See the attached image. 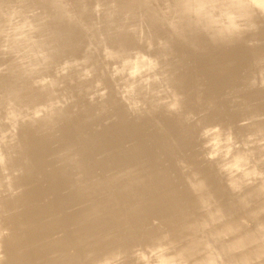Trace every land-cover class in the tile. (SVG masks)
Masks as SVG:
<instances>
[{"label": "bare ground", "instance_id": "obj_1", "mask_svg": "<svg viewBox=\"0 0 264 264\" xmlns=\"http://www.w3.org/2000/svg\"><path fill=\"white\" fill-rule=\"evenodd\" d=\"M26 1L28 2V0H0V37H3L2 35H7L8 37H7V40H5L4 39V37H3V39H4V42L3 43H0V48H4V49H7V52L8 53H10V54H12V53H17V51H18V47H20V46H25V48L26 49H28V52H27V55H26V57H24V58H21L18 62H13L14 64H12L13 66L12 67H9V69H7L8 67H6V68H4L5 70H7V72L5 71V73H7V74H4V75H6L5 76V81L4 82H2V83H0V257H1V261L2 260H4V259H2V258H4L3 256H7L8 257V255H9V258H6L5 259V262H11V264H30L29 263V260H28V255H26V253H28L29 251H30V249H28L27 250V248H26V251H28V252H25L24 250V252H23V254L22 255H20V252H19V250L21 249V247H19V240H20V238H21V235L23 236L24 235V233H25V231H23L22 232V229H23V226H24V228H26V230L28 229V231L27 232H30V229L31 228H29L28 226H26V225H29V223L31 222H28V220L27 219H25V218H31V217H33V216H28V217H26V215H25V217H24V213L20 210V208H22L23 206H22V204L24 205V204H26V203H24V200L23 201H20V199L19 200H17V199H14V196L13 195H15V194H17L18 195V193H19V196H20V192H22V191H26V190H29V189H31V188H29V189H26V186H25V182H26V180H27V178L29 177V175H31V173H33L36 169H38L37 168V165L40 163H38V155H40V153L38 154V155H36V156H38L37 157V160L36 159H34L33 157L31 158L30 157V153H29V151H32L31 150V148H30V150H29V143H30V141H29V139H28V135L30 134V133H28V131L31 129V128H37V129H39L40 131H42L41 133H42V135H43V139L45 140V142H48L49 141V143H50V149L52 150V152H54V150H56L57 149V153H58V151L60 150H62V152H63V149H65V148H67L66 146H70L71 145V148L73 147V148H75L74 149V153H76L77 152V154H75V155H80L81 153H82V156L80 155V157L79 156H74V155H72L73 154V152H71L72 154H68V155H72L73 156V158H72V156H70L72 159H77V164L78 163H81V157H83V152H84V150H85V148H87L86 150H85V152L86 151H88V153L87 154H89V152L91 151L92 152V150H91V148H94L95 146H97L98 144H99V139H98V135H87V134H82L81 132H82V130L83 129H87L86 127L88 126V125H86L88 122H86L85 123V121L84 120H81V118H80V120H78V119H76V118H74L73 117V115H74V113H75V109L79 106L78 104H80L79 102H75V101H72L71 99V96L72 95H76L75 97H77V94H78V88H80L79 87V84H73L74 86H70L71 88V90H73V89H77V93L75 94V91H74V93L73 92H71V91H67L66 89H65V91H62V90H60V85L63 83V79L67 76V72H68V70H66V68H68V67H71L72 69H74L75 68V70H76V67H77V69L79 70V68H78V66H82L83 67V64L85 63L86 64V66H84L83 67V69L81 70V73H80V71H79V77L78 78H81V81H86V80H88V79H90L92 82V85L93 86H91L92 88H95V89H97L96 91L94 90V92H99L101 89H102V86L104 85V84H106L107 85V83H113L115 86L113 87V89H115L116 90V92L118 93V95H120V99L122 100V102H127V106H128V108H129V111H128V113L127 114H125V116H123L125 119L124 120H127V119H130V118H132V116H131V113H134V112H138V113H142V114H144V113H148V112H152L154 109H156V108H159V110L161 109H165V113H168V117L170 116V117H172V119L173 120H176V119H180L181 117H177V118H175L174 119V117L173 116H175V115H177V116H181V112L183 113L184 112V116L183 117H187L189 114V105H187L188 104V99L189 98H187L186 96H185V101L187 102V104H186V102H184L186 105H187V108H184V107H186V106H183V109L181 108V111L180 110H178V106H177V104H176V108H174V106H172L173 104V101H175V100H184V98H183V92L182 91H180V85L182 86H184V84H183V82L185 83V81H184V78H185V80L188 78H186V76H183L182 74H179L178 73V71H179V69L180 70H186L187 71V73H189L188 74V76L189 75H191V76H195V75H198V74H196V72H194L195 71V69L194 68H192V69H194V71L192 70V69H190L189 68V66H187V65H192L193 66V64H190V63H188L187 65H185V62H186V60H185V62L182 64V63H180V62H178V60L182 57H180V56H178L177 54L179 53V51L177 52L176 51V49H175V45H176V43L178 42V43H181V44H184L185 46H187V48H189V50L190 49H193V48H195V47H198V46H200L201 44H203L204 46L205 45H207L208 43H207V41H209V42H216V43H214V44H216V45H226L227 46V44L228 43H232V42H235V44L236 43H240V44H238V45H235L232 49H231V51L232 52H235L236 54H234L233 55V53H232V57H231V55L229 56V54L227 53V52H220V54H218V52H217V54L218 55H216L215 57H214V54L211 56V57H213L214 58V60L215 61H223V60H227L228 61V64H229V66H231L232 65V67H230V68H223L222 66L223 65H225V64H227V63H225V64H220V65H218V66H215L214 65V62L211 64V65H214L215 66V68L213 67V66H211V67H213V68H211V69H214V70H209L208 68H209V66H208V70H206V72L208 73L207 75H211L209 78H208V80H211L210 78H213V79H217L218 81H216V80H214V82L216 81V82H219V81H222V82H220V84L222 85V86H225V87H231V89L232 90H234V88L235 87H239L240 85L239 84H241V86L243 85V88H244V86L245 85H247L246 84V82H250L252 79H253V76H252V79H250V81H249V78L245 75V79H246V77L248 78V79H246V82L244 83V78H243V76H244V71L246 72V74L247 73H249V77L251 78V75L250 74H255V72L257 73L258 72V70L256 69L255 70V72L252 70L253 68H247V66L249 65V64H251V63H249L248 62V54L246 53V52H248V51H246L245 50V47L246 46H244L243 44H241V43H244V39H243V37L242 36H240V37H238V39H232V40H230V38L228 37L227 38V36H229L230 34L229 33H231V32H229L228 34H226L227 36L226 37H224V39L223 38H221V37H223L222 35H218V36H216V33L218 32V28H216V30H217V32H216V30H215V32H214V27H213V32L211 31V30H209L210 31V33L212 32V33H214L215 34V37L213 38L212 36H210V34H209V32L207 31V28L206 29H204L203 28V26L202 25H199V23L195 20V15H198V14H200V13H198V12H200L201 11V13H202V10L201 9H204L205 8V6H207L208 4H209V2H206L205 0H166V1H168V3H165L166 1L165 0H160V4L159 5H157V3H156V1H158V0H103V1H99V0H97V2L95 3V5H94V7L92 6V5H90L92 8H88L89 7V3L91 4L92 3V1H90L89 3H83L84 2V0H78L79 1V4H78V7L80 8V11L77 13L76 11H74V9L72 8V7H70V9L72 10V12L73 13H75L77 16H78V14L79 13H81V14H84L83 12H96V14H95V16L97 15V11L99 12L100 10L102 11V9H103V11H104V14H105V16H106V18L108 19L107 21H109V22H107V21H105L106 22V24L105 25H99V26H97V23H98V21L96 22V19H98V18H91V19H95V22H96V25H94L93 24V30L92 31H87V30H89V28L86 30V31H83V29H80L81 27H83L82 26V24H81V19L80 18H77V20L75 21L74 20V22H71V21H66V19L65 20H63V24L61 23V29L60 28H58L57 27V25L55 24V15L58 13V11L60 10V7H61V1H59V0H57V4L56 3H54V6H52V7H50V9H48V10H45V11H41V13L39 14V12L36 10L37 8H36V6L38 7V8H40L41 6H40V3H39V1L37 0V3L35 2V4L33 5V4H30L31 2H29V6H31V5H33L32 7H26V6H28V5H26ZM31 1H33V0H31ZM63 1V0H62ZM65 1V0H64ZM64 1H63V3H64ZM87 0H85V2H86ZM219 1H225L226 3H227V5L230 7V8H232V9H235L236 11H237V13H240V12H243L244 10L242 9V11L240 10L241 8H245V10H248L249 11V13H251V14H253V21L252 22H254L255 23V25L257 24L258 26H260L261 27V23H264V16H263V14H264V0H219ZM50 1H46V3H49ZM56 2V1H55ZM75 2V1H74ZM195 2H197L198 4H196V6H197V8H198V12H197V10H196V13H198V14H194V13H191V12H189V10L191 9V8H193L194 6L192 5V3H195ZM165 3V4H164ZM157 5V6H156ZM72 6V5H71ZM76 6V5H75ZM195 6V7H196ZM57 8H58V10H57ZM178 8L181 10V9H183L184 10V12H182V13H180L179 11H177L178 10ZM240 8V9H239ZM196 9V8H195ZM199 9H200V11H199ZM77 10V9H76ZM40 11V10H39ZM182 11V10H181ZM261 11V12H260ZM208 12H209V14H210V12H211V10L210 9H208V10H206V11H204V13H202L201 15H204V16H206V15H208ZM260 12V13H259ZM263 12V14H262V16H261V13ZM93 13V14H94ZM103 13V12H102ZM102 13H100V14H102ZM246 12H244V14H245ZM248 13V12H247ZM90 14V13H89ZM104 14H102L103 16H104ZM241 14V13H240ZM243 14V13H242ZM250 14V15H251ZM85 15V14H84ZM99 15V14H98ZM250 15H248V16H250ZM35 16V17H34ZM62 16H64V12L63 11H61V12H59L58 14H57V17H62ZM90 16H91V14H90ZM208 16H210V15H208ZM241 16V15H240ZM44 17H47V21H46V23H43V24H36L35 22L36 21H39L40 19H43ZM82 17V16H81ZM86 17V16H85ZM93 17V16H92ZM97 17V16H96ZM211 17H212V14H211ZM244 17H245V15H244ZM243 17V18H244ZM87 18V17H86ZM246 18H248V17H246ZM251 18H252V16H251ZM250 17H249V19H251ZM64 19V18H63ZM83 19V18H82ZM85 19V18H84ZM84 19H83V21H84ZM88 19H90V18H88ZM104 19V18H103ZM244 20H245V18H244ZM248 20V19H247ZM247 20H246V22H247ZM252 20V19H251ZM91 21V20H90ZM93 21V20H92ZM250 21V20H249ZM101 22L102 21H100V24H101ZM251 22V23H252ZM88 23V22H87ZM90 24H92V23H90ZM99 24V23H98ZM104 24V23H103ZM205 24V23H204ZM203 24V25H204ZM249 24V23H248ZM250 25V24H249ZM252 25V24H251ZM256 25V26H257ZM88 26H90V25H88ZM217 26V25H216ZM230 26H231V24H230ZM229 26V28L231 29V27ZM254 26V25H253ZM264 26V25H263ZM249 27V26H248ZM259 27V28H260ZM211 28V27H210ZM234 28V27H233ZM250 28V27H249ZM49 29V30H48ZM80 29V30H79ZM90 29H92V28H90ZM254 29V28H253ZM263 30H264V27L262 28ZM45 30H48L49 31V34L48 35H52L55 39H60V38H62L63 37V35H64V37H66L67 35H72V34H74V37H71L72 39H70L68 42H69V44L66 46V47H68L67 49H69V47L72 45V46H74V47H76L75 45H81V47H82V44H85L86 42H83V40L82 39H84V38H81L82 36L83 37H87L86 39L87 40H85V41H88L86 44H87V46L85 47V46H83L86 50H84L85 52H84V55H83V57L82 58H84V60H80L79 59V61H75V60H72V59H70V60H67V61H64V62H58V59H59V57H63V58H65V55L63 56L62 54H64L65 53V51H66V47H60L59 45H57L56 47H55V49H53V50H50V51H45L44 49H42V47H41V42L44 40V36H42L41 34H42V32H44ZM229 29H227L226 31H228ZM256 29H254L253 31H255ZM257 30H259V29H257ZM219 31H220V29H219ZM226 31H225V33H226ZM232 31V30H231ZM39 32H41V34L39 33ZM61 32H63V34L61 33ZM249 31H247L246 33L247 34H249L248 33ZM258 32V31H257ZM263 33H264V31H262ZM36 33H38V34H40L41 36H39V37H37V35H36V37L37 38H35V36H34V34H36ZM165 33V35L163 36V34ZM208 33V34H207ZM219 33V32H218ZM82 35V36H78V35ZM232 34V33H231ZM238 34V33H237ZM239 35V34H238ZM244 35V34H243ZM78 36V37H77ZM245 36H246V34H245ZM211 39H210V38ZM231 37V36H230ZM226 38V39H225ZM232 38V37H231ZM233 38H234V36H233ZM0 40H1V38H0ZM246 40V42H248L247 40H248V37L245 39ZM250 40V39H249ZM252 40H253V42H254V38H252ZM257 40V39H256ZM258 42H259V40H257ZM256 41V42H257ZM261 41V40H260ZM71 42V43H70ZM222 42H224V43H222ZM256 42H254V43H256ZM117 44V45H116ZM112 45H116V46H118V49H121V48H124V50L126 51L124 54H126V53H132L131 55H130V57H132V60H133V62H135V60L133 59V56H136V58H137V54L135 55H133V53H134V50L136 51V52H138L139 51V54L141 55L142 53H143V55H144V57H142L144 60L146 59V57H149V56H145V55H151V53H153L154 54V52H158V55L157 56H155V58L153 57V58H150V62H149V64L151 63V61H152V59H155L154 61L155 62H153V64L150 66V68L148 69V65L147 64H145V65H147V69L148 70H146V71H144L143 73H142V75L139 77V79H137V80H135V78H133V80H135V82L132 80V82H130L129 80H127V78L125 79V80H123V76H124V74H123V76L121 75L122 73L120 72V70H118V69H121V71H122V69H125V68H118V67H116V64L119 62V59H118V61H117V58H115V62L113 61V59H112V61L113 62H111L110 60V58L111 57H117V56H119V55H117L116 56V54L114 55V50L116 51V48L114 49L113 47H112V49H114L113 51H112V49H110L111 48V46ZM247 45V44H246ZM71 46V47H72ZM77 46V47H78ZM209 46V48H210V46H212V45H208ZM76 47V48H77ZM115 47V46H114ZM143 48V50H144V48H147L148 49V53H145L144 51H142L140 48ZM215 47V46H214ZM232 47V46H231ZM76 48H75V50H76ZM80 47H78V49H79ZM180 48H182V47H180ZM186 48V49H187ZM213 48V47H212ZM228 48V47H227ZM117 49V50H118ZM230 49V48H229ZM248 49V48H247ZM2 50V49H1ZM0 50V51H1ZM100 50H102L101 51V54H99V55H101V56H99V57H101V59H100V61L99 62H97L98 64H99V66H101L105 61L107 62L109 59V61L111 62V63H113L114 64V66H112L115 70H117L118 72H120L121 74H119V75H121V78H122V80L118 77V78H114V80H112L113 79V75L112 76H110V82L109 81H107L108 79H106V81H107V83L105 82V80H103V78L102 77H105V74H104V70H102V72H100V67H99V69L98 68H95V64H96V57H97V54H98V52L100 53ZM133 51V52H127V51ZM146 50V49H145ZM156 50V51H155ZM185 50V49H184ZM214 50V49H213ZM264 50V49H263ZM4 50H2L1 52H3ZM68 51V50H67ZM80 52L82 51V50H79ZM118 51H120V50H118ZM122 51H123V49H122ZM147 51V50H146ZM150 51H151V53H150ZM188 51V50H187ZM211 51H212V49H211ZM227 51V50H226ZM5 52V51H4ZM73 51H71V54L72 55H74V53H72ZM135 52V53H136ZM142 52V53H141ZM182 52V51H181ZM180 52V53H181ZM196 52V51H195ZM261 52V51H260ZM83 53V52H82ZM119 53H121V51L119 52ZM123 53V52H122ZM183 53V52H182ZM194 53V52H193ZM206 53V52H205ZM257 53V52H256ZM262 53V52H261ZM5 54V53H4ZM3 54V55H4ZM78 54H79V52H78ZM156 54V53H155ZM192 54V53H191ZM196 54V53H195ZM194 54V55H195ZM200 54H203V53H200ZM211 54V53H210ZM9 54H7L6 53V55L5 56H8ZM68 55H69V53H68ZM121 55V54H120ZM123 55V54H122ZM121 55V56H122ZM128 55V56H129ZM260 55V54H259ZM75 56V55H74ZM77 57H78V55H76ZM121 56L119 57V58H121ZM124 56V55H123ZM122 56V57H123ZM142 56V55H141ZM197 56V55H196ZM199 56V55H198ZM252 56H253V54H252ZM264 56V55H263ZM0 57H1V55H0ZM9 57H11V56H9ZM8 57V58H9ZM61 57V58H62ZM68 57V56H67ZM81 57V54L79 55V58ZM125 57V56H124ZM123 57V58H124ZM127 57V56H126ZM128 58L127 57V59H131V58ZM138 57H139V55H138ZM151 57V56H150ZM248 57V58H247ZM260 57V56H259ZM2 58V57H1ZM4 58V57H3ZM12 58H14V56L12 57ZM73 58V57H72ZM81 58V59H82ZM135 58V57H134ZM191 58H193L192 56H191ZM199 57H197V59H198ZM212 58V59H213ZM264 58V57H263ZM10 59V58H9ZM67 59V58H66ZM74 59V58H73ZM126 58H125V60H127ZM139 59V58H138ZM142 59V61H144ZM182 59V58H181ZM184 59H186L185 58V55H184ZM184 59H182V60H184ZM200 59V58H199ZM212 59H211V61H212ZM251 59V58H250ZM6 60V59H5ZM64 59H61V61H63ZM95 60V61H94ZM123 60V59H122ZM205 60H206V58H205ZM210 60V59H209ZM8 61V63H9V60H7ZM59 61H60V59H59ZM98 61V60H97ZM129 62H130V60H128ZM137 61V60H136ZM141 60H140V62L138 63L137 62V65L139 64V65H141L140 63H145V61L144 62H142ZM146 61H147V59H146ZM169 61V64H170V66H173L172 67V69L170 70V71H168L167 72V70H166V68H164V66L165 65H167L168 63H166V62H168ZM188 61V60H187ZM193 61V60H192ZM196 61V60H195ZM256 61V60H255ZM6 62V61H5ZM45 64V66H44V68L42 69V66H43V63ZM105 62V63H106ZM125 63L127 62V61H124ZM209 62V61H208ZM208 62H205L204 63V61H202V59H200L199 61H198V63L196 64V66H197V68L199 67L200 69H201V71H204V69L202 70V67L203 66H205V68L207 67L206 66V63H208ZM262 62V61H261ZM264 62V61H263ZM7 62H6V64H8ZM104 63V65L106 66V64ZM108 63V65H109V62H107ZM120 63H121V65H123L122 63L123 62H121V60H120ZM124 63V64H125ZM130 63H132V62H130ZM146 63H148V62H146ZM187 63V62H186ZM193 63H195V62H193ZM211 63V62H210ZM3 64V63H2ZM97 64V65H98ZM112 64V65H113ZM119 64V63H118ZM118 64H117V66H118ZM142 64V65H143ZM228 64H227V66H228ZM247 64V65H246ZM120 65V64H119ZM135 65H136V63H135ZM136 65V66H137ZM208 65V64H207ZM217 65V64H216ZM246 65V66H245ZM2 67H3V65H1ZM7 66V65H6ZM9 66H11V65H9ZM104 66V67H105ZM126 66V65H125ZM127 66H128V63H127ZM126 66V69L128 68ZM130 66H132L131 64L129 65V68H131ZM133 66H134V64H133ZM168 66V65H167ZM166 66V67H167ZM196 66H194V67H196ZM81 67V68H82ZM97 67V66H96ZM108 67H110V65L108 66ZM111 67V68H112ZM123 67H124V65H123ZM143 67H144V65H143ZM142 67V68H143ZM224 67H226V66H224ZM1 68V67H0ZM112 68V69H113ZM135 68H137V67H134V69ZM140 68H141V66H140ZM139 68V69H140ZM146 68V67H145ZM160 68L162 69V71L160 70ZM183 68V69H182ZM198 68V69H199ZM51 69H52V71H51ZM53 69H54V71H53ZM111 69V70H112ZM113 69V70H114ZM138 69V70H139ZM259 69V68H258ZM1 70H2V68H1ZM1 70H0V72H1ZM133 70V69H132ZM142 70V69H141ZM143 70H145L144 68H143ZM260 70V69H259ZM4 71V70H3ZM108 71V70H107ZM109 71H110V69H109ZM124 71V70H123ZM125 71H127V70H125ZM124 71V72H125ZM130 71V70H129ZM134 71V70H133ZM197 71H200V70H197ZM260 71H262V70H260ZM75 73H78V71L76 70V71H74ZM123 72V73H124ZM139 72V73H138ZM136 74H140V71H138ZM165 72H167V74L165 75L164 73ZM180 73H181V71H179ZM111 73V72H110ZM134 73V72H133ZM132 73V74H133ZM203 72H200V74H202ZM259 73V72H258ZM257 73V76L259 75L260 76V74H262V73H264V72H260V74H258ZM74 74V73H73ZM103 74H104V76H103ZM108 74V73H107ZM113 74H115V73H113ZM116 74H117V72H116ZM117 74V75H118ZM135 74V73H134ZM134 74L133 75H131V72H129V75L131 76V79H132V76H134ZM135 74V75H136ZM185 74V73H184ZM199 74V75H200ZM204 74V73H203ZM202 74V75H203ZM253 74V75H254ZM68 75H69V73H68ZM71 75V74H70ZM75 75V74H74ZM77 75V74H76ZM109 75H111V74H109ZM129 75H128V77H129ZM201 75V76H202ZM206 75V73L204 74V76ZM263 75V74H262ZM261 75V77L263 78V76ZM108 76V75H107ZM116 76V75H115ZM114 76V77H115ZM181 76H183V77H181ZM190 76V77H191ZM256 76V75H255ZM255 76H254V79H255ZM23 77H26V79H28V80H33L32 82H31V84L30 83H28L27 81L26 82H23L22 84H21V89L22 90H20L19 92H12V87L15 85V84H17L18 83V81L19 80H21ZM68 77V76H67ZM75 77H77V76H75ZM83 77H86L87 79L86 80H84V78ZM136 77V76H135ZM261 77L260 78H256V79H260V82H262V80H261ZM1 78H3V77H1ZM205 78V77H204ZM218 78H220V80L218 79ZM66 79V78H65ZM191 79H193V77H191ZM190 79V80H191ZM212 79V80H213ZM241 79V80H240ZM253 79V80H254ZM256 79H255V81H256ZM66 80H68V79H66ZM65 80V81H66ZM76 80H78V79H76ZM207 80V81H208ZM248 80V81H247ZM252 80V81H253ZM79 81V80H78ZM78 81H77V83H78ZM81 81H79V82H81ZM187 81V80H186ZM195 81V80H194ZM203 81V80H202ZM206 81V82H207ZM254 81V82H255ZM259 81V80H258ZM257 81V82H258ZM74 82V81H73ZM76 82V81H75ZM190 82V81H189ZM188 82V83H189ZM210 82V81H209ZM209 82H207V83H209ZM214 82H211L212 84L214 83ZM195 83H196V81H195ZM211 83H210V85H211ZM251 83V82H250ZM67 84V83H66ZM69 84V83H68ZM81 84L82 83H80V86H81ZM215 84V83H214ZM219 84V83H218ZM245 84V85H244ZM252 84V83H251ZM250 84V85H251ZM262 84V83H261ZM263 84H264V81H263ZM63 85H65V84H63ZM76 85H78L77 87H76ZM106 85H104V86H106ZM185 85H188V84H185ZM190 85V84H189ZM194 85V84H193ZM207 85V84H206ZM221 85H219V87L221 86ZM249 85V84H248ZM199 86V85H198ZM209 86V85H208ZM212 86V85H211ZM210 86V87H211ZM256 86V85H255ZM63 87V86H62ZM106 87H108V86H106ZM195 87V86H194ZM200 87V86H199ZM213 87V89H212V91H213V94H214V92H216V91H218L219 92V89L218 90H216V87H218V85L216 86V85H213L212 86ZM218 87V88H219ZM65 88H66V86H65ZM86 88V87H85ZM89 88H90V85H89ZM183 88V87H182ZM185 88V87H184ZM193 88V87H192ZM192 88L190 89V87L188 88V89H190V90H192ZM221 89H222V87H220ZM224 88V87H223ZM75 89V90H76ZM81 89L82 88H80V92H81ZM106 89H108V88H106ZM198 89V88H197ZM236 89V88H235ZM244 89H246V88H244ZM108 90H110V89H108ZM162 90V91H161ZM182 90V89H181ZM196 90V89H195ZM210 90V89H209ZM226 90V89H225ZM229 90V89H228ZM231 90V91H232ZM238 90V89H237ZM241 90H243V89H241ZM247 90V89H246ZM102 91V90H101ZM185 91H187V89L185 90ZM230 91V90H229ZM244 91V90H243ZM112 92V91H111ZM162 92V93H161ZM189 92V91H188ZM194 92V91H193ZM228 92V91H227ZM233 92V91H232ZM239 92V91H238ZM256 92H258V91H256ZM256 92H254L255 94L253 95V96H257V97H259L258 96V93H256ZM85 93V92H84ZM88 93V92H87ZM93 93V92H92ZM91 93V94H92ZM109 93H110V91H109ZM161 93V94H160ZM187 93V92H186ZM189 93H191V92H189ZM221 93V92H220ZM225 93V92H224ZM252 93V92H251ZM260 93V92H259ZM94 94V93H93ZM112 94H114V95H116V93L115 92H112ZM111 94V95H112ZM164 94V95H163ZM185 94V93H184ZM188 94V93H187ZM226 94H228L229 95V93H226ZM250 94V93H249ZM95 95V94H94ZM195 95V94H194ZM200 95H201V93H200ZM218 95V94H217ZM220 95V94H219ZM222 95V94H221ZM220 95V96H221ZM231 95V94H230ZM234 95V94H233ZM252 95V94H251ZM251 95L249 96V98H251ZM261 95V94H260ZM42 96H44L43 97V100H42ZM80 96H82V94L80 95ZM80 96L78 97V98H80ZM91 96V95H90ZM108 96V95H107ZM190 96H191V94H190ZM214 96V99H215V95H213ZM240 96V95H239ZM247 96V95H246ZM246 96H243L245 99L247 98ZM263 96V95H262ZM74 97V98H75ZM87 97V96H86ZM106 97V96H105ZM108 97H110V95L108 96ZM116 96H114L113 97V95H112V97H110V98H115ZM208 97V96H207ZM232 97V96H231ZM242 97V96H241ZM240 97V98H241ZM24 98H30V99H33L34 101H36V103L35 104H31V105H28L26 108H24L22 105H23V103L21 102V100L22 99H24ZM89 98V97H88ZM100 98V97H99ZM103 98V97H102ZM119 98V97H118ZM224 99L226 98V97H223ZM236 98V97H235ZM243 98V99H244ZM261 98V97H260ZM259 98V99H260ZM98 99V98H97ZM120 99H118V101L120 100ZM127 99V100H126ZM191 99V98H190ZM209 99H210V95H209ZM219 99H221V98H219ZM218 99V100H219ZM223 99V100H224ZM233 99V98H232ZM261 99H264V98H261ZM42 100V101H41ZM87 100V99H86ZM112 100V99H111ZM116 100V99H115ZM192 100H194L193 98H192ZM236 100H238L237 98L233 101V102H235ZM239 100H241V99H239ZM238 100V101H239ZM81 101H82V99H81ZM88 101V100H87ZM95 101V100H94ZM106 101H107V103H109V101L106 99ZM182 101H181V103H182ZM225 101V100H224ZM226 101H227V99H226ZM246 101V100H245ZM104 102V101H103ZM102 102V103H103ZM114 102V101H113ZM116 102V101H115ZM114 102V103H115ZM121 102V101H120ZM192 102V101H191ZM230 102H232V100L230 101ZM232 102V103H233ZM248 103L250 102V100L249 101H247ZM255 102V101H254ZM112 103V102H111ZM113 103V104H114ZM117 103V102H116ZM177 103V102H176ZM179 103V102H178ZM219 103V102H218ZM227 104H229L228 102H226ZM225 103V104H226ZM243 103V102H242ZM261 103V102H260ZM263 103V102H262ZM81 104H83V101H82V103ZM81 104H80V106H81ZM100 104V103H99ZM118 104V103H117ZM124 103H121V105H123ZM180 104V103H179ZM183 104V103H182ZM181 104V105H182ZM184 104V105H185ZM192 104V103H191ZM197 104V103H196ZM231 104V103H230ZM235 104V103H234ZM237 104V103H236ZM239 104V103H238ZM237 104V106H239ZM250 104H251V102H250ZM87 105V104H86ZM85 105V106H86ZM110 105V104H109ZM108 105V106H109ZM114 105H116V104H114ZM120 105V104H119ZM120 105V106H121ZM175 105V104H174ZM193 106L195 105L194 103L192 104ZM191 105V106H192ZM222 105H223V103H222ZM233 105V104H232ZM232 105H231V107L230 106H228L229 108H230V110L232 109H234L233 107L235 106H233L232 107ZM241 105V104H240ZM257 105V104H256ZM256 105H254V106H256ZM97 106H99V105H97ZM97 106H94V107H96L97 108ZM111 106V105H110ZM110 106H109V108H110ZM117 106V105H116ZM224 106H226V105H224ZM242 106V105H241ZM244 106V105H243ZM248 107H249V105H247ZM254 106H252V109H253V107ZM23 108V110L24 111H22V108ZM89 107L91 108V104L89 105ZM113 107V106H112ZM115 107V106H114ZM114 107L113 108H111L112 110L114 109ZM162 107V108H161ZM178 107V108H177ZM180 107H182V106H180ZM240 107V106H239ZM247 107V108H248ZM257 107H258V105H257ZM257 107H255L254 109H258ZM260 107V106H259ZM86 108V107H85ZM100 108H101V106H100ZM103 108V107H102ZM115 108H117V107H115ZM201 108V107H200ZM208 108V107H207ZM221 108V107H220ZM225 108V107H224ZM235 108H237V107H235ZM246 108V107H245ZM247 108H246V110H247ZM79 109H81V107H79ZM89 109V108H88ZM108 109V108H107ZM197 109V108H196ZM216 109V108H215ZM214 109V110H215ZM238 109V108H237ZM236 109V110H237ZM240 109H242V107L240 108ZM261 109H263V111H264V108L262 107ZM78 110V109H77ZM90 110V109H89ZM92 111H93V109H91ZM91 110H90V112H91ZM96 109H94V111H95ZM109 110V109H108ZM107 110V111H108ZM111 110V111H112ZM116 110V109H115ZM115 110H114V112H115ZM198 110V109H197ZM217 110V109H216ZM220 110V109H219ZM225 110H226V108H225ZM235 110V111H236ZM242 110H245L244 108L242 109ZM249 110V109H248ZM258 110H260V109H258ZM257 110V111H258ZM22 111V112H21ZM81 110H79V112H80ZM100 111V110H99ZM99 111H97V113L99 112ZM110 111V114L112 113ZM164 111V110H163ZM190 111H191V109H190ZM212 111V110H211ZM223 111V110H222ZM227 111H228V113L230 112V113H232L231 111H229V109L227 108ZM234 111V112H235ZM252 111V110H251ZM263 111L262 112H260V114L261 113H263ZM83 112V111H82ZM80 113V115H82L83 113ZM150 112V113H151ZM159 112V111H158ZM158 112H157V114H158ZM193 112V111H192ZM224 113H221V115L223 116L225 113L226 114H228L227 112H225V111H223ZM238 112V111H237ZM240 112V111H239ZM238 112V113H239ZM248 112V111H247ZM250 112V111H249ZM248 112V113H249ZM253 112V111H252ZM107 113V112H106ZM106 113H104L105 114V116L108 114H106ZM116 113V112H115ZM118 113V112H117ZM156 113V112H155ZM160 113V112H159ZM164 113V114H165ZM207 113V112H206ZM215 113H216V111H215ZM236 113V112H235ZM235 113H232L233 114V117L231 116V118L229 117V122H230V119H231V121H233V118H236V116H237V114H235ZM243 114V112H240L239 114ZM248 113H246V114H248ZM251 113V112H250ZM99 114V113H98ZM104 114H101V115H103V117H105L104 116ZM141 114V115H142ZM160 114H162V111H161V113ZM163 114V115H164ZM193 114V113H192ZM191 114V115H192ZM217 115H215V117L216 118H219L220 119V117H222L221 115H219L218 113H216ZM231 114V115H232ZM252 114H254V112L252 113ZM95 115V114H94ZM113 116H112V118L114 117V115L115 114H112ZM137 115V117H136V119L138 118V115L139 114H135V116ZM162 115V116H163ZM234 115H236L235 117H234ZM74 116H76V113H75V115ZM79 116V115H78ZM92 116V115H91ZM116 116V115H115ZM122 116V115H121ZM145 116V115H144ZM194 116V115H193ZM228 116H229V114H228ZM241 115H239V117H240ZM243 116V115H242ZM246 115H244L243 117H245ZM249 116H252V115H249ZM248 116V117H249ZM258 116V115H257ZM262 116V115H261ZM77 117V116H76ZM86 117V116H85ZM94 117H96L97 118V116L95 115ZM93 117V118H94ZM110 117V116H109ZM117 117H120V115L119 116H117ZM122 117V118H123ZM134 117V116H133ZM148 117V116H147ZM160 117V119H161V116H159ZM167 117V118H168ZM185 117V118H186ZM188 117H190V115L188 116ZM192 117V116H191ZM247 117V116H246ZM84 118V117H83ZM98 118H99V116H98ZM142 118V117H141ZM164 118V117H163ZM185 118H182V122L184 121L185 123L183 124L184 126L187 124V121L188 120H186ZM227 118V117H226ZM241 119H243L242 117H240ZM252 118V117H251ZM256 118V114H255V117H254V119ZM86 119V118H85ZM99 119H101V118H99ZM118 119H120V118H118ZM143 119V118H142ZM145 119V118H144ZM149 119H150V117H149ZM171 119V118H170ZM171 119V120H172ZM188 119V118H187ZM189 119H191V118H189ZM196 119V118H195ZM250 119V118H249ZM253 119V118H252ZM251 119V120H252ZM253 119V120H254ZM131 120V119H130ZM147 120V119H146ZM153 120H154V118H153ZM157 120V119H156ZM162 120V119H161ZM166 121H167V123L168 124H173V122L172 123H170V122H168V120L167 119H165ZM193 120V119H192ZM204 120H207V118L206 119H204ZM203 120V121H204ZM209 120V122H212V121H210V119H208ZM212 120V119H211ZM215 120V119H214ZM214 120H213V122H214ZM218 119H216L215 121H217ZM248 120V119H247ZM251 120H248V121H251ZM258 119H256V121H257ZM260 120L261 121H264L263 119H261L260 118ZM92 121H93V119H92ZM103 121H104V119H103ZM106 121V120H105ZM119 121V120H118ZM121 121V120H120ZM134 121V120H133ZM132 121V122H133ZM137 121H138V119H137ZM141 121H143V120H141ZM140 121V119H139V122H141ZM151 121V120H150ZM149 121V122H150ZM158 121V120H157ZM180 121H181V119H180ZM190 121V120H189ZM194 121V120H193ZM202 121V122H203ZM219 121H221L222 123H223V121H222V119L221 120H219ZM226 121V120H225ZM235 121H236V119H235ZM239 121V120H238ZM241 121H244V120H241ZM246 121V120H245ZM248 121H246V122H248ZM259 121V120H258ZM90 122V121H89ZM95 122V121H94ZM102 122V121H101ZM112 123V121H108V123ZM122 122H124V121H122ZM138 122V123H139ZM144 122H146V121H144ZM143 122V123H144ZM154 122V121H153ZM160 122V121H159ZM200 122V121H199ZM206 122V121H205ZM208 122V123H209ZM253 121H251V123H249L248 122V124H250V126H248V127H250L249 128V130L251 129V124H254L253 125V127L254 126H256L257 124H260V123H252ZM96 123V122H95ZM98 123H99V120H98ZM110 123V124H111ZM114 123H117V122H114ZM125 123H126V121H125ZM134 123H136V122H134ZM158 123V122H157ZM163 122H160V124H162ZM164 123H166V122H164ZM179 123V122H178ZM190 123H191V121H190ZM190 123H188L186 126L187 127H190V126H192V128H194V124L195 123H192L190 126H189V124ZM197 123V122H196ZM207 123V122H206ZM205 123V124H206ZM216 122H214V125H217L218 126V128H219V125L220 124H218V123H216ZM234 123V122H233ZM237 123V122H236ZM243 123V122H242ZM263 123V122H262ZM68 124H73L74 126H75V128L76 129H74V128H72V129H74V131H77L78 129L80 130V133H75L74 132V134L75 135H77V136H80V138L79 137H77V139L75 138L74 140H70L69 142H63L62 141V138L60 137V136H62V135H65L66 136V134H69L70 133V128H68ZM101 124V123H100ZM121 125H122V123H120ZM199 124H201V123H199ZM198 124V125H199ZM205 124H203L202 126H204ZM235 124V123H234ZM248 124H246V125H248ZM264 124V123H263ZM72 125V126H73ZM103 125H106V124H103ZM117 125V124H116ZM126 125H128V124H126ZM145 125H146V123H145ZM149 125H150V123H149ZM152 125V124H151ZM155 125V124H154ZM181 125V124H180ZM179 125V126H180ZM197 124H196V128H197V126H198ZM209 125V124H208ZM210 125H213V123H211ZM209 125V126H210ZM224 125H226V124H223V125H221V127L220 128H222V126H224ZM228 125V124H227ZM226 125V126H227ZM230 125V124H229ZM240 125H241V123H240ZM91 126V125H90ZM102 126V125H101ZM107 126V125H106ZM133 126V125H132ZM138 126V125H137ZM148 126V125H147ZM159 126V125H158ZM166 126V125H165ZM177 126V125H176ZM176 126H174V128L176 127ZM209 126H207V128L206 129H208L209 128ZM216 126V127H217ZM242 126H243V124H242ZM261 126H263V125H261ZM89 127V126H88ZM94 127V126H93ZM92 127V128H93ZM97 127V126H96ZM103 127H105V126H103ZM114 127H115V124H114ZM125 127V126H124ZM123 126H122V128H124ZM141 127H142V125H141ZM144 127V126H143ZM152 127H154L153 125H152ZM168 127V126H167ZM170 127V126H169ZM236 127H237V124H236ZM241 127V126H240ZM244 128L246 127V129H247V126H243ZM257 127V126H256ZM260 127V126H259ZM83 128V129H82ZM120 128V127H119ZM138 128V127H137ZM145 128V127H144ZM149 129H151V127L149 126L148 127ZM148 128H145V131H146V129H148ZM155 128V127H154ZM173 127H172V130L174 129ZM182 128V127H181ZM184 128H186V127H184ZM199 128V127H198ZM200 128H201V125H200ZM203 128H205V126L203 127ZM203 128H201V129H203ZM219 128V129H220ZM224 128H225V126H224ZM231 128H232V126H231ZM261 128V127H260ZM36 129V130H37ZM98 129V128H97ZM121 129V128H120ZM135 129V128H134ZM168 129V128H167ZM186 129H189V128H186ZM186 129H184V130H186ZM191 129V128H190ZM205 129V130H206ZM216 129V128H215ZM219 129L217 130L218 132H219ZM223 129V128H222ZM221 129V130H222ZM246 129H245V131H246ZM253 129H255V128H253ZM259 129V128H258ZM257 128L255 129V130H258ZM109 130V129H108ZM125 130H126V128H125ZM155 130V129H154ZM196 130L197 129H195V132H196ZM199 130V129H198ZM210 130H211V127H210ZM210 130H207V131H210ZM225 130V129H224ZM227 130H228V128H227ZM248 130V129H247ZM34 131V130H33ZM87 131H89V130H87ZM117 131V130H116ZM116 131H114L113 133H112V135L114 134V133H117ZM127 131V130H126ZM131 130H129V132H130ZM143 131V130H142ZM141 131V132H142ZM151 131H153V128H152V130ZM162 131H166V130H164V128L162 129ZM192 131H194L193 129H192ZM201 131V130H200ZM207 131H206V134H207ZM212 133L211 134H213L214 132H213V127H212ZM216 131V132H217ZM229 131V130H228ZM234 131V130H233ZM236 131V130H235ZM234 131V132H235ZM243 131V130H242ZM244 131V132H245ZM251 132H252V130H250ZM264 127H263V130H262V135H264ZM39 132V131H38ZM100 132V131H99ZM104 133H105V131H103ZM102 132V133H103ZM108 132V131H107ZM107 132H106V134H107ZM123 132V131H122ZM125 132V131H124ZM128 131H127V133H129ZM146 132H148V131H146ZM150 132V131H149ZM187 132H189V130L187 131ZM187 132H184L185 134L187 133ZM198 132V131H197ZM196 132V133H197ZM203 132H204V129H203ZM221 132V131H220ZM227 132V131H226ZM230 132V131H229ZM229 132L227 133V134H229ZM239 132V131H238ZM237 132V134H239V133H241V131L238 133ZM254 132V131H253ZM259 132V131H258ZM27 133H28V135H27ZM90 133V132H89ZM98 133V132H97ZM104 133L102 134V135H104ZM120 133V132H119ZM133 134H134V132H132ZM135 133H137V131L135 132ZM140 133V132H139ZM143 133V132H142ZM141 133V134H142ZM155 133V132H154ZM171 133H172V131H171ZM179 133V132H178ZM190 134H192V132H189ZM222 133V132H221ZM220 133V134H221ZM233 133V132H232ZM243 133V132H242ZM250 133V132H249ZM260 133V132H259ZM259 133H257V134H259ZM33 134V133H32ZM31 134V135H32ZM38 134V133H37ZM73 134V133H72ZM91 134H92V132H91ZM147 134V133H146ZM149 134V133H148ZM152 134V133H151ZM151 134H149V135H151ZM158 134V133H157ZM176 134V133H175ZM175 134H173V135H175ZM184 134V136L183 137H185V138H187V136ZM188 134V133H187ZM190 134H188V136L190 135ZM202 134H204V133H202ZM216 136L219 134H216V133H214ZM219 134V135H220ZM244 134V133H243ZM34 135V134H33ZM101 134H99V136H100ZM101 135V136H102ZM118 134H116V136H117ZM121 135V134H120ZM132 135V134H131ZM143 135H144V133H143ZM155 135V134H154ZM180 135H181V133H180ZM218 135V137H220ZM224 136H225V134H223ZM239 135H241V134H239ZM252 134L250 133L249 134V136H251ZM256 135V134H255ZM70 135H68V137H69ZM115 136V137H116ZM181 136V137H182ZM191 136V135H190ZM207 136V135H206ZM224 136H221V138L222 137H224ZM228 136V135H227ZM227 136H225V137H227ZM238 136V135H237ZM242 136V135H241ZM254 136V135H253ZM257 136V135H256ZM34 138V136H31V138ZM36 137H37V135H36ZM36 137L34 138V139H36ZM40 137V136H39ZM38 137V138H39ZM63 137V136H62ZM71 137H72V135H71ZM102 137H104V136H102ZM101 137V138H102ZM106 137H108V135L106 136ZM136 137V134H134V138ZM137 137H138V135H137ZM142 137H144V136H142L141 135V138ZM152 137V136H151ZM155 137V136H154ZM164 137V136H163ZM168 137V136H167ZM192 137V136H191ZM196 137V136H195ZM211 137H212V135H211ZM210 137V138H211ZM243 138H246L245 137V135L244 136H242ZM241 137V138H242ZM252 137V136H251ZM255 137V136H254ZM254 137L253 138H251V139H254ZM257 137H259V136H257ZM261 137V136H260ZM263 137L264 136H262V140H263ZM37 138V139H38ZM64 138V137H63ZM100 138V139H101ZM110 138V137H109ZM147 138V137H146ZM159 138V137H158ZM161 138H162V136H161ZM166 138V137H165ZM169 138V137H168ZM179 138H180V136H179ZM178 138V139H179ZM209 138V137H208ZM209 138V139H210ZM240 138V137H239ZM248 138V137H247ZM256 138V137H255ZM41 139V138H40ZM73 139V138H72ZM79 139V140H78ZM103 139V138H102ZM101 139V140H102ZM114 139V138H113ZM120 139V138H119ZM138 139H139V137H138ZM143 139V138H142ZM153 139V138H152ZM155 139H157V137H155ZM160 139V138H159ZM184 139V138H183ZM194 139V138H193ZM208 139V140H209ZM212 139V138H211ZM214 139H215V137H214ZM224 139V138H223ZM235 138L233 137V136H228L225 140H224V144L226 145H224L225 147H228V149L229 150H231L230 152L227 150V148H225V151L227 150V152H229L228 154H229V158L228 159H226L227 158V156H225V157H223L224 158V161H223V159H221V158H218V157H220V155H222L223 154V151H224V149L223 150H219L220 152H217V151H215L216 149H212L213 150V152L212 151H207V152H205V153H202V154H204L206 157L207 156H211V157H213V158H217V159H219V165L218 166H215V168L216 167H218L219 168V170H217V171H219V172H217L216 173V177H219V178H217L218 180H220V181H222L223 182V185L222 186H220L221 184H219V182L220 181H217L216 182V180H215V178L213 177V178H209L210 180L211 179H213L212 181H214L215 180V183H218L219 184V186H220V188L219 189H217L216 190V188H214L215 190H211V189H213L212 187H211V189H209L210 188V184H209V182H210V180H209V182H208V185H209V188H208V190H210V191H208V190H206V191H208V193L209 194H206L207 192H205V194L206 195H209V196H204L205 194H198L195 190H193L194 189V187H195V185L197 184H195L194 186H193V188H192V192L190 191V189L188 188V191H190L191 193H193V194H195L196 196V198L194 197V206L196 207H194L193 206V208H195V209H200V210H202L203 212H205V216H206V214L207 215H211V216H214V220H216V219H218V220H220V221H222L223 222V227L221 228V229H219L220 231L222 230V233H223V231H229L230 233H234V234H232V235H235L236 234V232H237V234H238V236H237V238H238V240H237V238H235L234 240H236V241H238L237 242V244L236 245H234V247H233V245H232V248L233 249H235L236 248V252H237V245H238V243L239 242H242L243 243V246H244V244L246 245V244H248V245H250L251 246V253L249 252V250H246V249H243L242 251L244 252V250H246V252L245 253H247V251H248V253L247 254H242V251H238V252H241V254L242 255H240L239 253H238V255H237V253L235 252V253H232V251L231 250H233V249H231L230 247H231V245L229 246V248H230V250L229 251H227L226 252V254L228 253V252H230V254L232 253V254H234V259H236V260H234V262L232 261L233 260V258H232V256L233 255H231V258H228L227 256L225 257L226 258V260H223L224 262L226 261V263L229 261V259H231L230 260V262H233V263H235V261H236V263L237 262H241V263H245V264H247V263H250V262H254L255 260L257 261H259V262H257V264H264V148H263V146L261 147V145H260V149H252V150H245V151H243L244 149H246V148H244L242 151H240V149H236L238 152H236V151H233V149L237 146L238 147V141H236L237 139H235ZM250 139V138H249ZM250 139V140H251ZM257 139V138H256ZM256 139H254L255 141H256ZM104 140H105V138H104ZM111 141H112V143L114 142V140H112V139H110ZM116 140V139H115ZM117 140H118V136H117ZM121 140V139H120ZM119 140V141H120ZM128 140H131V139H128ZM161 140V139H160ZM163 140V139H162ZM176 140V139H175ZM184 140H187V139H184ZM202 140H203V138H202ZM207 140V139H206ZM241 139H239V141H240ZM258 140H259V138H258ZM261 140V142L263 143L264 142V140L262 141ZM119 141H116L117 143L119 142ZM135 141V140H134ZM134 141H132V142H134ZM146 141V140H145ZM152 141H154V140H152ZM158 141V140H157ZM171 141V140H170ZM173 141V140H172ZM171 141V142H172ZM177 141V140H176ZM180 141H182L181 139H180ZM201 141V140H200ZM217 140H215V142H216ZM243 141V140H242ZM245 141V140H244ZM247 141V140H246ZM252 141V140H251ZM250 141V142H251ZM255 141H252V142H255ZM260 141V140H259ZM258 141V142H259ZM102 142V144H103V141H101ZM100 142V143H101ZM122 142H124V140L122 141ZM121 142V143H122ZM136 142V141H135ZM139 142H141L140 140H139ZM144 142V141H143ZM159 142V141H158ZM157 142V143H158ZM164 142V141H163ZM179 142V141H178ZM187 142V141H186ZM185 142V143H186ZM191 142H193V141H191ZM197 142V141H196ZM202 142V141H201ZM207 142H209V141H207ZM214 142V143H215ZM223 142V141H222ZM261 142H259L260 144H261ZM120 143V142H119ZM148 143V145H149V142H147ZM152 143V142H151ZM150 143V144H151ZM156 143V142H155ZM183 144H184V142H182ZM189 143V142H188ZM203 143H205V142H203ZM211 143H212V141H211ZM216 143H218V142H216ZM220 143L221 142H219L218 144L220 145ZM246 143H248V142H246ZM123 144V143H122ZM170 144V143H169ZM171 144H174V141L171 143ZM176 144H178V143H176ZM180 144H181V142H180ZM194 144V143H193ZM193 144H192V146H193ZM208 144H210V143H207V145ZM217 144V148L219 147V145ZM241 144V143H240ZM243 144H245V143H243ZM249 144H251V143H249ZM253 144V143H252ZM251 144V145H252ZM254 144H256V143H254ZM258 144V143H257ZM35 144H33L32 146H34ZM74 145V146H73ZM104 145H106V143H104ZM103 145V146H104ZM116 146L117 144H112V146ZM143 145H144V143H143ZM161 145V144H160ZM159 145V146H160ZM182 145V144H181ZM185 145V144H184ZM188 147H190V144H186ZM186 145H185V153L187 152L186 151ZM195 145V144H194ZM203 145V144H202ZM213 145V144H212ZM215 145V144H214ZM246 145V144H245ZM244 145V146H245ZM263 145V144H262ZM37 146V145H36ZM61 146H62V148L63 147H65V148H63V149H61ZM81 146H83V148H84V150L83 149H81L82 147ZM103 146H101V147H99V149H103L104 147ZM106 146H108V145H106ZM106 146H105V148L104 149H106ZM118 146V145H117ZM120 146V145H119ZM128 146H129V144H128ZM137 146V145H136ZM139 146V145H138ZM137 146V147H138ZM145 146V145H144ZM143 146V147H144ZM150 146V145H149ZM166 145H164V147H165ZM170 146V145H169ZM173 146V145H172ZM171 146V147H172ZM175 146L176 145H174V149H176L175 148ZM178 146V145H177ZM183 146V145H182ZM197 146V145H196ZM205 147V151L208 149L207 147H209V145L208 146H206V144L204 145ZM210 146H211V144H210ZM222 145H220V147H221ZM224 146H222V147H224ZM254 146H256V145H254ZM38 147H42L41 145L40 146H38ZM57 147V148H56ZM60 147V148H59ZM76 147H78V148H76ZM81 147V148H80ZM98 147H96V149L98 148ZM103 147V148H102ZM110 147H111V145H110ZM124 147H125V143H124ZM123 147V148H124ZM161 147V146H160ZM184 147V146H183ZM183 147H177L178 149H180V148H183ZM194 147V146H193ZM213 147V146H212ZM211 147V148H212ZM221 147V148H222ZM236 147V148H237ZM247 147V146H246ZM248 147H250V145L248 146ZM257 147V146H256ZM9 148L10 149H13V151H8L9 150ZM33 148H35V147H33ZM43 148V150H45V148H44V146L42 147ZM134 148H136V147H134ZM138 148H140V147H138ZM142 148V147H141ZM146 148V147H145ZM148 148V147H147ZM151 148H153V147H151ZM192 148V147H191ZM196 148V147H195ZM198 148V147H197ZM207 148V149H206ZM210 148V147H209ZM211 148L209 149V150H211ZM214 148H216V145H215V147ZM238 148H240V147H238ZM39 149V148H38ZM41 149V148H40ZM39 149V152L40 151H42V150H40ZM68 149V148H67ZM67 149H65L66 151H67ZM70 149V148H69ZM68 149V152L67 153H69V150ZM103 149V150H104ZM117 149V148H116ZM160 149V148H159ZM165 149H167V148H165ZM164 149V150H165ZM173 149V148H172ZM189 149V148H188ZM187 149V150H188ZM199 149V148H198ZM37 150V149H36ZM65 150H64V152H63V154L64 153H66L65 152ZM75 150H76V152H75ZM149 150V149H148ZM155 150V149H154ZM153 150V151H154ZM157 151H158V149H156ZM155 150V151H156ZM161 150V149H160ZM183 150V149H182ZM193 150V149H192ZM191 150V151H192ZM49 151V150H48ZM60 151H59V153H60ZM71 151H73L72 149H71ZM81 153H80V152ZM83 151V152H82ZM97 151H99V150H97ZM102 151V150H101ZM116 151V150H115ZM118 151V150H117ZM126 151H128V150H126ZM130 151H132V150H129L128 151V154H129V152ZM146 151V150H145ZM152 151V152H153ZM154 151V152H155ZM163 151V150H162ZM176 151V150H175ZM190 151V150H189ZM193 151H198L197 149L196 150H193ZM192 151V152H193ZM200 151V150H199ZM222 151V152H221ZM224 151V152H225ZM44 152V151H43ZM47 152V151H46ZM136 151H134V153H135ZM159 152V151H158ZM164 152L165 151H163V154L162 155H164ZM180 152V151H179ZM204 152V151H203ZM227 152H225L226 154H227ZM38 153V152H37ZM45 153V152H44ZM54 153H56V151L54 152ZM94 153H96V151L94 152ZM98 153V152H97ZM103 153V152H102ZM140 153V152H139ZM141 153L143 154L142 155V159H143V157H145V156H147L146 158H148L149 159V161L151 162V161H154L156 158H154V160L153 159H150L149 157H148V155H149V153L150 152H142L141 151ZM156 153V152H155ZM161 153V152H160ZM224 153V154H225ZM46 154V153H45ZM48 154V153H47ZM50 154V153H49ZM87 154L85 155L84 154V157L85 156H87ZM91 154V153H90ZM99 154H100V152H99ZM110 154V153H109ZM116 154H117V152H116ZM128 154H126V155H124V154H122V155H120V158H118V157H116V158H114V159H106V160H101V161H99V162H97L98 163V165L100 166V169H98V171H104V170H106L107 168H110V167H118V166H120L121 164L122 165H124L123 167H125L126 168V172L124 171V169H123V171L125 172V173H131L132 172V170L133 169H137V171L139 170V168L140 167H143L144 165L142 164V166H133V164H135V162L137 161V159L136 158H134V157H139V156H132L131 157V154L130 155H128ZM151 154V153H150ZM153 154V153H152ZM166 154L167 153H165V156H166ZM179 154V153H178ZM182 154V153H181ZM183 154H184V152H183ZM182 154V157L181 158H183V155ZM187 155L189 154V153H186ZM193 154H194V152H193ZM199 154H200V152H199ZM198 154V155H199ZM224 154H223V156H224ZM94 155V154H93ZM103 155H104V153H103ZM112 155V154H111ZM133 155V154H132ZM137 155H139L138 153H137ZM141 155V154H140ZM156 155V154H155ZM158 155V154H157ZM169 155V154H168ZM174 155H176L175 154V152H174ZM180 155V154H179ZM186 155V156H187ZM195 155V154H194ZM231 155V156H230ZM36 156H35V158H36ZM43 156V155H42ZM55 156V155H54ZM56 156H58V155H56ZM61 157L60 158H62V154L60 155ZM64 157H65V155H63ZM97 156V155H96ZM122 156H124V157H122ZM130 156V157H129ZM159 156V155H158ZM171 156V155H170ZM181 156V155H180ZM192 157H194L193 155H191ZM40 157H41V155H40ZM39 157V159L41 160V158ZM43 157H45V155L43 156ZM53 157V156H52ZM67 157H68V159L70 160V162L71 163H73L72 161H71V158H69V156H67L66 155V159H67ZM74 157H76V158H74ZM78 157H79V159H78ZM84 157L82 158V160L84 159ZM89 157V156H88ZM110 157V156H109ZM129 157V158H128ZM151 157H152V155H151ZM154 157V156H153ZM152 157V158H153ZM161 157V158H160ZM160 159L162 160V157L163 156H161L160 155ZM179 157V156H178ZM177 157V158H178ZM189 157V156H188ZM198 157V156H197ZM199 157H200V155H199ZM198 157V158H199ZM202 157V156H201ZM205 157V158H206ZM210 157V158H211ZM55 158V157H54ZM57 158H59V157H56L55 158V160L57 159ZM164 158V157H163ZM171 158H172V156H171ZM171 158H169V159H171ZM176 158V159H177ZM180 158V157H179ZM184 158H186V157H184ZM208 158V157H207ZM207 158H206V160H207ZM53 159V158H52ZM63 159H65V158H62V161L61 162H65V160L63 161ZM67 159V160H68ZM96 159V158H95ZM173 159V158H172ZM171 159V160H172ZM194 159H196L195 157L193 158V161H194ZM201 159H204V158H201ZM44 160V159H43ZM51 160V159H50ZM60 160V159H59ZM87 160V159H86ZM98 160H100V159H98ZM145 160V159H144ZM144 160H142V161H144ZM167 160H168V158H167ZM178 160V159H177ZM186 160V159H185ZM190 160H191V158H190ZM206 160H204V161H206ZM211 160H212V158H211ZM211 160H209V161H211ZM95 161H97V160H95ZM94 161V162H95ZM141 161V162H142ZM146 161H147V159H146ZM156 161V160H155ZM157 161H159V160H157ZM164 161H165V159H164ZM180 161V160H179ZM177 162V164L178 163H180L181 164V162ZM181 161L183 162V159H181ZM188 161H189V159H188ZM193 161H192V163H193ZM213 161V160H212ZM46 162V161H45ZM56 162V161H55ZM89 162V161H88ZM92 162H93V160H92ZM91 162V163H92ZM134 162V163H133ZM150 162H148V165L150 166L151 165V167H153V166H155L154 164H152V163H150ZM160 162V161H159ZM158 162V163H159ZM166 162V161H165ZM171 162H173V161H171ZM186 162V161H185ZM195 162V161H194ZM197 162V161H196ZM200 162V161H199ZM199 162H197V163H199ZM54 163V162H53ZM57 163H58V161H57ZM56 163V164H57ZM66 163V162H65ZM68 164H69V162H67ZM75 163H76V160H75ZM83 163H87V162H84V160H83ZM97 163L96 164H94V165H97ZM157 163V162H156ZM158 163H157V165H158ZM163 163V162H162ZM187 163V162H186ZM186 163H184V164H186ZM188 163H191V161H189ZM203 163H205V162H203ZM211 163V162H210ZM213 163V162H212ZM42 165H43V162L41 163ZM48 164V163H47ZM52 164V163H51ZM50 164V165H51ZM55 164V163H54ZM55 164V165H56ZM77 164L75 165V168H76V166H77ZM82 164V163H81ZM85 164H82L83 166H85V167H83V169H85L86 167H87V169L88 168H90V167H88V166H92L93 164H90V165H88V163H87V165H85ZM132 164V166H130ZM136 164H138V163H136ZM135 164V165H136ZM172 164V163H171ZM176 163H174L173 165H175ZM184 164H183V166H184ZM214 164V163H213ZM212 164V165H213ZM45 165V164H44ZM44 165H43V167H44ZM58 165V164H57ZM65 167H67L66 169L67 170H69L71 167H69V165L67 166V165H65V164H63ZM79 166H80V164H78ZM81 165V166H82ZM121 165V166H122ZM167 165V164H166ZM169 165V164H168ZM193 165V164H192ZM191 165V166H192ZM200 165V164H199ZM202 165V164H201ZM200 165V166H201ZM214 165H216V163L214 164ZM39 166H40V164H39ZM60 166H62V165H60ZM71 166V165H70ZM81 166H80V168H81ZM160 166V165H159ZM188 165H186V167H187ZM208 166V165H207ZM46 167V166H45ZM44 167V171L46 170V168ZM51 167V166H50ZM55 167V166H54ZM58 167H59V165H58ZM68 167H69V169H68ZM73 167V166H72ZM145 167V166H144ZM164 167V166H163ZM163 167H161V168H163ZM168 167V166H167ZM179 167H180V165H179ZM181 167H182V164H181ZM189 167V166H188ZM199 167V166H198ZM203 167V166H202ZM209 167V166H208ZM210 167H212L211 165H210ZM48 168H49V166H48ZM52 168H53V166H52ZM57 168V167H56ZM59 168H61V167H59ZM73 169V168H71L72 170H74V173H75V170L76 169H78L77 171L78 172H80L79 171V168H78V166H77V168L76 169ZM99 168V167H98ZM121 168V167H120ZM119 168V169H120ZM184 168V167H183ZM183 168H181V169H183ZM200 168V167H199ZM214 167H212V168H210V169H213ZM50 169V168H49ZM63 169V168H62ZM82 168H81V170H83ZM87 169H85L84 171H86ZM92 169H94V166H93V168H91V170ZM96 169H97V167H96ZM117 169V168H116ZM180 169V170H181ZM196 169V168H195ZM206 169H208V168H206ZM210 169H208V170H210ZM42 167H39V171L42 173ZM57 170V169H56ZM59 170H61V169H59ZM58 170V171H59ZM89 170V169H88ZM95 170V169H94ZM118 170V169H117ZM173 170V169H172ZM183 170H186V169H183ZM201 170H202V168H201ZM214 170V169H213ZM37 171V170H36ZM35 171V172H36ZM50 171V170H49ZM49 171L47 170V172L49 173ZM54 171V170H53ZM62 171V170H61ZM70 171V170H69ZM69 171H67V173H69ZM83 171V172H84ZM119 171V170H118ZM136 171V170H135ZM153 173H152V175H151V173H150V177H151V180L149 179V177H146L147 178V182H143V180H144V178H143V180L141 179V181L140 180H137V182L139 181V183H142L143 182V184H139L140 185V187L142 188V189H144V188H151L152 190H154V189H157V188H162L163 187V184L168 180L169 182L168 183H170L171 182V180H169V179H167V178H170V177H165V175L164 174H161L160 172H159V170L157 171V169L155 170V169H152L151 170ZM167 171V170H166ZM203 171V170H202ZM205 171V170H204ZM216 171V170H215ZM34 172V173H35ZM40 172H38V173H40ZM47 172H45V173H47ZM83 172H81V174L83 173ZM96 172V171H95ZM124 172H121L122 174H124ZM150 172V171H149ZM163 172V171H162ZM176 172H178V171H176ZM197 172V171H196ZM206 172V171H205ZM86 174L88 173L89 174V172L88 171H86L85 172ZM91 173V172H90ZM94 173V171L90 174V176L93 178V176H92V174ZM101 173V172H100ZM116 173V172H115ZM118 173H120V172H118ZM121 173H120V175H121ZM137 173H141L140 171L139 172H137ZM163 173H165V172H163ZM198 173V172H197ZM214 173V172H213ZM64 174L66 175V172H64ZM73 175V171H72V173H69V175L68 176H70V175ZM80 174V173H79ZM84 174V173H83ZM82 174V175H83ZM85 174V177L86 176H88V177H86V178H84V179H88L89 180V175H86ZM97 174V173H96ZM104 174V173H103ZM108 174V173H107ZM112 174V173H111ZM132 174V173H131ZM135 174V173H134ZM146 174H147V172H146ZM166 174V173H165ZM196 174V173H195ZM46 175V177H48L47 176V174H45ZM49 175V174H48ZM50 175H52V174H50ZM66 175V176H67ZM76 175H77V177L79 178V176H78V174L76 173ZM95 175V174H94ZM101 175V174H100ZM99 175V176H100ZM105 175V174H104ZM110 175V174H109ZM115 175H117V174H115ZM133 175V174H132ZM137 175V174H136ZM139 175V174H138ZM148 176H149V173L147 174ZM169 175V174H168ZM171 175H173V174H171ZM178 175V174H177ZM190 175V177H191V175H193V174H189ZM188 175V176H189ZM196 175H198V174H196ZM196 175H195V177H196ZM43 176V175H42ZM53 176V175H52ZM58 176V178L60 177L59 175H56V177ZM61 176H63V175H61ZM74 176V175H73ZM96 177H98L97 175H95ZM174 176V175H173ZM215 176V175H214ZM39 177V176H38ZM45 177V176H44ZM43 177V178H44ZM49 177H51V176H49ZM71 177V176H70ZM104 177V176H103ZM110 177V176H109ZM109 177H107V176H105L104 178L105 179H107V178H109ZM113 178H114V175L112 176ZM112 177H110L111 179H112V182L111 183H113V178ZM118 177V179H115V180H119V176H115V178H117ZM128 177V176H127ZM134 177H136V176H134ZM140 177V176H139ZM187 177V176H186ZM194 177V175L191 177V178H193ZM209 177V176H208ZM55 178V177H54ZM62 178V177H61ZM77 178V179H78ZM80 178H81V176H80ZM126 178V177H125ZM163 178H165V179H163ZM178 178V177H177ZM191 178H189L190 180H191ZM197 178H198V176H197ZM197 178H196V181H197ZM204 178V177H203ZM36 179V178H35ZM46 179V178H45ZM67 179V178H66ZM70 179V178H69ZM72 179V178H71ZM71 179H70V181H71ZM74 179V178H73ZM76 179V178H75ZM74 179V180H75ZM83 179V178H82ZM83 179V181H86V180H84ZM91 179V178H90ZM94 179H96L97 181L99 180L98 178H93V179H91V180H89L91 183H92V181H93V184L95 183V182H97V181H94ZM101 180H102V178H100ZM121 179V178H120ZM124 178H122V180H123ZM136 179V178H135ZM187 179V178H186ZM189 179H188V182H190V185H191V182L193 183V181L191 180V181H189ZM33 181H34V178L32 179ZM54 180V179H53ZM60 180V179H59ZM64 180H65V177H64ZM63 180V181H64ZM74 180H72V182L74 181ZM87 180V182L89 183V181ZM100 180V181H101ZM108 180V179H107ZM129 180V179H128ZM177 180V179H176ZM200 180V179H199ZM199 180H198V183H199V185H200V182H199ZM31 181V180H30ZM40 181H42V180H36V181H34V183L35 182H37L38 184H39V182ZM57 181V180H56ZM55 181V182H56ZM62 181V182H63ZM78 181H81V180H78ZM77 181V182H78ZM103 181H104V179H103ZM106 181V180H105ZM104 181V182H105ZM127 181V180H126ZM135 181V180H134ZM172 181H173V179H172ZM195 181V182H196ZM202 182L201 183H203V180H201ZM207 181H208V179H207ZM206 181V182H207ZM224 181H225V183H224ZM47 182V181H46ZM50 182V181H49ZM77 182H73V184H76ZM87 182H85V184L83 183V185H85V187L84 186H82V187H80L83 191H86V192H81V194H86V196H87V194H89V195H91V192H93V191H91L90 193H87L88 192V190H87V186L86 185H91L90 183L88 184ZM104 182H99L98 181V184H100V183H104ZM121 182V181H120ZM177 182V181H176ZM182 182V181H181ZM186 182H187V180H186ZM187 182V183H188ZM194 182V183H195ZM222 182H220V183H222ZM27 183H29L28 181H27ZM53 183V182H52ZM66 183H67V180H66ZM81 183V182H80ZM78 184V186H80V185H82V183L81 184ZM87 183V184H86ZM105 183H107V182H105ZM110 183V185H113V184H111ZM117 183H119V181L117 182ZM132 182H130L129 183V186L128 185H126L125 184V187H123V188H125L126 189V193H125V189H124V193L125 194H130V196H131V194L132 193H136L137 191L138 192H140L141 191V188L139 189V190H137L138 188H137V185H138V183H137V185H135V186H131L130 184H131ZM178 183V182H177ZM210 183H212V182H210ZM30 184H32V183H30ZM37 184V185H38ZM42 184L44 185L45 183L42 181ZM48 184V183H47ZM50 184V183H49ZM55 184V183H54ZM61 184V183H60ZM70 185H71V183H69ZM68 184V185H69ZM102 184H101V186H102ZM108 184V186H109V182L107 183ZM122 184V183H121ZM134 184V183H133ZM136 184V183H135ZM174 184V183H173ZM172 184V185H173ZM182 184V183H181ZM189 184V183H188ZM187 184V185H188ZM204 184H205V182H204ZM212 184H214V183H212ZM35 184H33V187L34 188H32V189H35V186H34ZM40 185V184H39ZM43 185H42V187H43ZM70 185H69V187H70ZM115 185H116V183H115ZM168 185H171V184H168ZM207 185V186H208ZM45 186H46V184H45ZM52 186H54V185H52ZM63 186V185H62ZM75 186V185H74ZM73 186V187H74ZM100 186V185H99ZM99 186H98V189L100 190V191H102V189H100L99 188ZM100 186V187H101ZM103 186H105V185H103ZM102 186V187H103ZM123 186V185H122ZM165 187H168L167 185H164ZM174 186V185H173ZM176 186V185H175ZM186 185H184V187H185ZM202 186V185H201ZM204 186V185H203ZM211 186H213V185H211ZM214 186H216L215 184H214ZM29 187H32V186H30L29 185ZM91 186H89V188H90ZM93 187H97V186H93ZM139 187V186H138ZM179 187V186H178ZM183 187V186H182ZM188 187V186H187ZM192 187V186H191ZM196 187H198V186H196ZM205 187H206V184H205ZM28 188V187H27ZM36 188H37V186H36ZM38 188H39V186H38ZM40 188H41V185H40ZM39 188V189H40ZM45 188V187H44ZM62 188V187H61ZM78 188V187H77ZM88 188V189H89ZM122 188V189H123ZM176 188V187H175ZM200 188H202L203 189V187H200ZM31 189V191L33 192V190ZM53 189H55V188H53ZM74 189H75V187H74ZM81 189H79L78 188V190H81ZM86 189V190H85ZM91 189H92V187H91ZM91 189H89V190H91ZM96 190L93 192L94 193V195H96V191H97V188H95ZM109 189V188H108ZM122 189H121V191H122ZM150 189V190H151ZM166 189V188H165ZM177 189H179V188H177ZM37 191H38V189H36ZM36 190H34V192H33V194L36 192ZM48 190H50V189H47L46 188V192L48 191ZM59 190V189H58ZM77 190V191H78ZM81 190V191H82ZM93 190V189H92ZM105 190V189H104ZM118 190V189H117ZM168 190H170V189H168ZM167 189H166V191H168ZM30 191V190H29ZM42 190L40 189V191L38 192V193H40ZM56 191V190H55ZM64 191V190H63ZM107 191V190H106ZM143 191V190H142ZM141 191V192H142ZM144 191H146V189L144 190ZM143 191V192H144ZM157 191V190H156ZM156 191H155V193H156ZM160 191H161V189H160ZM160 191H158V192H160ZM200 191V193H204V192H201V190H199ZM203 191V190H202ZM28 192V191H27ZM45 192V190H43V193ZM51 193H53V191H50ZM50 192H48L49 193V195H50ZM69 192V191H68ZM67 192V193H68ZM73 192V191H72ZM99 192V191H98ZM104 192V191H103ZM114 192V191H113ZM137 192V193H138ZM148 192V191H147ZM172 192V191H171ZM22 193H24V192H22ZM26 193V192H25ZM36 194L35 195V198H34V200H36V199H38V198H40V197H38L37 195H39V194ZM42 193V192H41ZM66 193V194H67ZM75 193H76V191H75ZM93 193H92V195H93ZM100 193V192H99ZM119 193V192H118ZM145 193V192H144ZM185 193V192H184ZM189 193V192H188ZM191 193H189V194H191ZM28 194V193H27ZM30 194V193H29ZM45 194V193H44ZM43 194V196H44V198H45V196L47 197V195L45 194L44 195ZM56 194H60V193H57V191H56ZM65 194V195H66ZM70 194V193H69ZM117 194V193H116ZM120 194V193H119ZM124 194V195H125ZM140 194V193H139ZM141 194H143V193H141ZM147 194V193H146ZM165 194V193H164ZM16 195V196H17ZM23 195V194H22ZM21 195V196H22ZM24 195H26V194H24ZM41 195V194H40ZM39 195V196H40ZM52 195V194H51ZM71 195V194H70ZM73 195V194H72ZM79 195V194H78ZM113 195V194H112ZM123 195V194H122ZM150 195H152V194H150ZM156 195V194H155ZM186 195H188V194H186ZM16 196H15V198H16ZM18 196V198H20ZM29 196V195H28ZM27 196V197H28ZM36 196L38 197V198H36ZM42 196V197H43ZM61 196V195H60ZM86 196H84V197H81V198H86L87 199V197ZM120 196H121V194H120ZM127 196H129V195H127ZM134 195L132 194V196L131 197H133ZM143 196H146V195H143ZM154 196V195H153ZM159 196V195H158ZM181 196V195H180ZM23 197V196H22ZM26 197V198H27ZM41 197V198H42ZM53 197V196H52ZM56 197V196H55ZM62 197V196H61ZM64 197H66V196H64ZM107 197V196H106ZM117 197H119V196H117ZM124 196H122V198H123ZM136 196H134V199H136L135 198ZM137 197H139V196H137ZM179 197V196H178ZM186 197V196H185ZM25 198V199H26ZM29 198L30 199H33L32 197H28V200H29ZM44 198H42L43 200H44ZM74 198H75V196H74ZM100 198V197H99ZM98 198V199H99ZM112 198V197H111ZM115 197H113L112 199H111V201H113V199H114ZM126 198V197H125ZM130 198V197H129ZM128 198V199H129ZM142 198V197H141ZM147 198H149V197H147ZM158 198V197H157ZM23 199V198H22ZM42 199H40L39 201H42ZM45 199H47V198H45ZM48 199H50V198H48ZM52 199V198H51ZM57 199V198H56ZM60 199V198H59ZM76 199V198H75ZM78 199V198H77ZM98 199H95V200H98ZM101 199V198H100ZM185 199V198H184ZM183 199V200H184ZM210 199H212V200H214V201H216L215 203H214V201L213 202H211L212 204L211 205H209V206H207V208H205L206 206V203H207V201L209 202V200ZM61 200H62V202H63V199L61 198ZM61 200H60V202H61ZM67 200V199H66ZM88 200H90L89 198H88ZM118 200V199H117ZM132 200V199H131ZM138 200H139V198H138ZM148 200V199H147ZM173 200V199H172ZM31 200H29L28 201V203L30 202ZM33 201V200H32ZM36 201H38V200H36ZM50 201V200H49ZM58 201V200H57ZM81 201V200H80ZM80 201H78V202H80ZM82 201H84V200H82ZM109 202V204L111 203V206H112V202ZM115 201V200H114ZM119 201V200H118ZM118 201H116V202H118ZM127 201V200H126ZM129 201V200H128ZM164 201V200H163ZM169 201V200H168ZM180 201V200H179ZM178 201V202H179ZM191 201H193V200H191ZM47 202H48V200H47ZM77 202V201H76ZM76 202H74V203H76ZM87 202V201H86ZM92 202V201H91ZM94 202V201H93ZM116 202H114V203H116ZM144 203L146 202L145 201V199H144V201H143ZM160 202V201H159ZM31 203H33V202H31ZM31 203H30V205H29V207H31ZM53 203H55V202H53ZM72 203V202H71ZM99 203V202H98ZM103 204H104V202H102ZM120 203V202H119ZM126 203V202H125ZM154 203V202H153ZM69 204V203H68ZM92 204H95V205H97V202H95V203H92ZM107 204V203H106ZM117 204V203H116ZM116 204L114 205V206H116ZM124 204V203H123ZM122 204V205H123ZM161 204V203H160ZM180 204V203H179ZM210 204V203H209ZM225 204V205H224ZM43 205H44V203H43ZM52 205V204H51ZM60 205V204H59ZM99 205V204H98ZM121 205V206H122ZM136 205V204H135ZM148 205V204H147ZM162 206H163V204H161ZM181 205V204H180ZM22 206V207H21ZM27 207H28V205H26ZM26 206H25V208H26ZM55 206V205H54ZM53 206V207H54ZM64 206V205H63ZM62 206V207H63ZM73 206V205H72ZM75 206V205H74ZM73 206V207H74ZM83 206V205H82ZM82 206H80V207H82ZM85 206V205H84ZM92 206V205H91ZM99 206H101V203H100V205ZM99 206H95V208L96 207H99ZM107 206V205H106ZM113 206V207H114ZM134 206V205H133ZM141 206V205H140ZM156 206V205H155ZM172 206V205H171ZM177 206V205H176ZM184 206V205H183ZM187 206V205H186ZM28 207V208H29ZM42 207H44V206H42ZM48 207V206H47ZM46 207V208H47ZM61 207V206H60ZM65 207V206H64ZM68 207V206H67ZM72 207V208H73ZM94 207V206H93ZM92 207V208H93ZM105 207V206H104ZM144 207V206H143ZM175 207V206H174ZM182 207V206H181ZM180 207V208H181ZM192 207V206H191ZM24 208V207H23ZM57 208V207H56ZM66 208V207H65ZM102 208H103V206H102ZM101 208V209H102ZM128 208V207H127ZM176 208V207H175ZM179 208V209H180ZM27 209V208H26ZM40 210H41V208H39ZM50 209H52V207L50 208ZM54 209V208H53ZM71 209V208H70ZM74 209V208H73ZM82 209V208H81ZM106 209H108V208H106ZM105 209V210H106ZM112 209V208H111ZM144 209V208H143ZM156 209V208H155ZM154 209V210H155ZM164 209V208H163ZM172 209V208H171ZM188 209V208H187ZM38 210V209H37ZM44 210V209H43ZM67 211H68V209H66ZM76 211H77V208L75 209ZM90 210V209H89ZM128 210V209H127ZM126 210V211H127ZM130 210V209H129ZM128 210V211H129ZM141 210V209H140ZM175 210V209H174ZM178 210V209H177ZM181 210V209H180ZM56 211V210H55ZM61 211V210H60ZM64 211V210H63ZM71 211V210H70ZM76 211H74V213L76 212ZM79 211V210H78ZM78 211H77V214H78ZM80 211H82V210H80ZM97 211H98V209L96 210V213H97ZM99 211H100V209H99ZM104 211V210H103ZM116 211H117V209H116ZM132 211V210H131ZM131 211H129V212H131ZM143 211V210H142ZM149 211V210H148ZM157 211V210H156ZM179 211V210H178ZM188 211V210H187ZM189 211L191 212L192 210L191 209H189ZM47 212V211H46ZM50 212V211H49ZM48 212V213H49ZM58 212V211H57ZM94 212V211H93ZM109 212V211H108ZM123 213H124V211H122ZM128 212V213H129ZM134 212V214H135V211H133ZM137 212V211H136ZM139 212H141V211H139ZM161 212V211H160ZM159 212V213H160ZM164 212V211H163ZM170 212V211H169ZM172 212V211H171ZM189 212V213H190ZM200 212V211H199ZM20 213H23L22 215L23 216H21L20 215ZM35 213H37L36 211H35ZM41 213V212H40ZM43 213V212H42ZM54 213V212H53ZM81 213V212H80ZM80 213H79V215H80ZM95 213V212H94ZM100 213V212H99ZM105 213H107V212H105ZM112 213V212H111ZM122 213V214H123ZM127 213V212H126ZM168 213V212H167ZM175 213V212H174ZM195 213V212H194ZM38 214V213H37ZM55 214V213H54ZM57 214V213H56ZM65 214H66V212H65ZM65 214L63 215V216H65ZM69 214V213H68ZM115 214V213H114ZM121 214V213H120ZM121 214V215H122ZM133 214V213H132ZM133 214V215H134ZM139 214H141V213H139ZM147 214V213H146ZM191 214V213H190ZM29 215H34V212L32 213L31 212V214H30V212H29ZM45 215V214H44ZM51 215V214H50ZM75 215V214H74ZM74 215L73 216H70V217H74ZM78 215V216H79ZM109 215H110V213H109ZM132 215V216H133ZM144 215V214H143ZM159 215V214H158ZM157 215V216H158ZM168 215V214H167ZM177 215H178V213H177ZM198 215V214H197ZM202 215V214H201ZM204 215V214H203ZM47 216H48V214H47ZM87 216V215H86ZM105 216V215H104ZM122 216H124V215H122ZM121 216V217H122ZM127 216H128V214H127ZM129 216H131V215H129ZM135 216H136V214H135ZM140 216V215H139ZM145 216V215H144ZM200 216V215H199ZM37 217H38V215H37ZM42 217V216H41ZM51 217V216H50ZM70 217H68V218H70ZM125 217H126V215H125ZM134 217V216H133ZM136 217H138V216H136ZM177 217V216H176ZM183 217H184V215H183ZM186 218H187V216H185ZM209 217V216H208ZM3 218H6L5 220H7V222L9 223V222H14V223H11V224H14V227H15V225H16V228H12L13 226H11V224L9 225L8 223H5L4 221H3ZM44 218H46V217H44ZM59 218V217H58ZM68 218H65V219H68ZM110 218V217H109ZM127 218V220L129 219L128 217H126ZM160 218V217H159ZM207 218V216L205 217V219ZM213 218V217H212ZM211 218V219H212ZM9 219L10 220H12V221H9ZM27 220V222L25 223V220ZM32 219H34V217L32 218ZM31 219V220H32ZM38 219V218H37ZM43 219V218H42ZM52 219H53V216H52ZM71 219V218H70ZM83 219V218H82ZM113 219H116V218H113ZM136 219V218H135ZM191 219V218H190ZM201 220L202 219H204L203 217H201L200 218ZM208 219V218H207ZM209 219H210V217H209ZM211 219L209 220V221H211ZM30 220V219H29ZM40 220H41V218H40ZM48 220H50V219H48ZM47 220V221H48ZM80 220V219H79ZM126 219H125V221H127ZM131 220V219H130ZM137 220V219H136ZM148 220H150V219H148ZM154 220V219H153ZM155 220H157L156 218H155ZM163 220V219H162ZM171 220V219H170ZM173 220V219H172ZM192 220V219H191ZM200 220V221H201ZM213 220V219H212ZM39 221V220H38ZM71 221V220H70ZM129 221V220H128ZM133 221V220H132ZM135 221V220H134ZM143 221V220H142ZM186 221H187V219H182V223L185 225V223H186ZM199 221V220H198ZM200 221L199 222H197V223H199V224H202V222L200 223ZM249 221H251L252 222V225L251 226H247L246 224H247V222H249ZM6 225V224H8V226H6V228H11V229H9L10 230V234H7V232L6 231H9V230H6V228H5V226H3V225H1V224H3V223ZM40 222V221H39ZM65 222V221H64ZM86 222V221H85ZM108 222H114L115 223V220H110V221H108ZM118 222H120V220L119 221H117L115 224H117ZM124 222V221H123ZM130 222V224L129 225H131V221H129ZM137 222H138V220H137ZM136 222V223H137ZM145 222V221H144ZM165 222V221H164ZM175 222V221H174ZM196 222V221H195ZM213 222H215V221H213ZM43 223V222H42ZM42 223H40V224H42ZM44 223H45V221H44ZM49 223H50V221H49ZM71 223V222H70ZM114 223H112L113 225H114ZM128 223V222H127ZM133 223V222H132ZM152 223V222H151ZM170 223V222H169ZM181 223V222H180ZM205 223H206V221H205ZM211 223H212V221H211ZM216 223L218 224V222L216 221ZM215 223V224H216ZM250 223V222H249ZM248 223V224H249ZM33 224V223H32ZM36 224H37V222H36ZM55 224V223H54ZM69 224V223H68ZM100 224V223H99ZM102 224V223H101ZM105 224V223H104ZM112 224H106L107 226H110L111 225V227H112ZM118 224H121V223H118ZM134 224V223H133ZM132 224V225H133ZM139 224V223H138ZM137 224V226H139ZM144 224V223H143ZM159 224V223H158ZM161 224H163V223H161ZM193 224H194V222H193ZM193 224H188L187 223V225H193ZM199 224H198V226H197V224L195 223L194 224V227L192 228V229H194V233H195V229H197V227H199ZM203 224H204V222H203ZM214 224V223H213ZM214 224V225H215ZM60 225V224H59ZM84 225V224H83ZM105 225V226H106ZM122 225V224H121ZM147 225V224H146ZM153 225V224H152ZM151 225V226H152ZM165 225V224H164ZM205 225V224H204ZM211 225V224H208L207 223V227H209V226ZM219 226H220V223L218 224ZM11 226V227H10ZM68 226V225H67ZM70 226V225H69ZM76 226V225H75ZM80 226V225H79ZM86 226V225H85ZM101 226V225H100ZM100 226L98 225L96 228H98V229H100ZM104 226V225H103ZM103 226H101V227H103ZM106 226V227H107ZM116 226V225H115ZM134 226V228H136L135 227V224L133 225ZM141 226V225H140ZM181 226V225H180ZM201 226V225H200ZM206 226V225H205ZM216 226V225H215ZM221 226H222V224H221ZM31 227V226H30ZM33 227V226H32ZM35 227H36V225H35ZM76 227H78V226H76ZM117 227H118V225H117ZM158 227H161V226H158ZM179 227V226H178ZM187 227H189L190 228V226H187ZM21 228V229H20ZM51 228V227H50ZM83 228H85V227H83ZM96 228H95V226H90V227H88V230L87 231H91L92 229H95L96 230ZM105 228V227H104ZM128 228V227H127ZM127 228H125V229H127ZM152 228V227H151ZM155 228V227H154ZM157 228V227H156ZM166 228V227H165ZM174 228V227H173ZM188 228V229H189ZM190 228V229H191ZM211 230H212V225L209 227ZM215 227L213 226V229H214ZM16 229V230H15ZM21 230V232H17V230ZM33 229V228H32ZM31 229V234H32V231L34 230H32ZM74 229V228H73ZM80 229V228H79ZM97 229V230H98ZM103 229V228H102ZM107 229H108V227H107ZM106 229V230H107ZM115 229V228H114ZM159 229V228H158ZM161 229H163L164 230V227L163 228H161ZM160 229V230H161ZM176 229V228H175ZM187 229V228H186ZM191 229V230H192ZM200 229V228H199ZM201 229H203V227H201ZM200 229V230H201ZM216 229V228H215ZM6 230V231H5ZM14 230V231H13ZM39 230V229H38ZM44 230V229H43ZM60 230V229H59ZM82 230V229H81ZM95 230H94V232H95ZM101 230V229H100ZM105 230V231H106ZM111 230V229H110ZM118 230V229H117ZM124 230V229H123ZM153 230H155V229H153ZM181 230V229H180ZM204 230V229H203ZM218 230V233H220V231ZM11 231H12V233H11ZM16 231V233H18V234H13L14 232ZM35 231V230H34ZM62 231H63V228H62ZM71 231V230H70ZM99 231V230H98ZM98 231H96L95 233H97ZM132 231V230H131ZM138 232H139V230H137ZM147 231V230H146ZM152 231V230H151ZM210 231V230H209ZM38 232H40V231H38ZM50 232V231H49ZM64 232V231H63ZM67 232V231H66ZM77 232V231H76ZM94 232H92L93 234H94ZM118 232H119V230H118ZM117 232V233H118ZM121 232V231H120ZM126 232V231H125ZM136 232V231H135ZM150 232V231H149ZM165 232H166V230H165ZM170 232V231H169ZM177 232H178V230H177ZM181 232V231H180ZM190 232V231H189ZM203 232V231H202ZM202 232L200 233V234H202ZM205 232H207V229H206V231ZM211 232V231H210ZM212 232H213V230H212ZM35 233H37V232H35ZM52 233V232H51ZM167 233V232H166ZM192 233V232H191ZM197 233H198V229H197ZM198 233V234H199ZM209 233V232H208ZM214 233V232H213ZM216 233V232H215ZM227 233V232H226ZM225 233V235H224V233L222 234V235H224V236H226L227 234ZM38 234V233H37ZM37 234H35L36 236H37ZM48 234V233H47ZM46 234V235H47ZM61 234V233H60ZM70 234H72V233H70ZM83 234V233H82ZM88 234V233H87ZM90 234V233H89ZM124 234V233H123ZM130 233H128L127 235H129ZM135 234H137V233H134V239H135ZM142 234V233H141ZM149 234V233H148ZM151 234V233H150ZM179 234V233H178ZM193 234V233H192ZM197 234V235H198ZM207 234V233H206ZM33 237H32V239H34V237H35V235H34V232H33ZM52 235V234H51ZM58 235V234H57ZM63 235V234H62ZM131 235V234H130ZM137 235H139V233L137 234ZM147 235V234H146ZM180 235V234H179ZM184 235V234H183ZM196 235V234H195ZM194 235V236H195ZM203 235H204V232H203ZM202 235V236H203ZM209 236H211V233H209L208 234ZM207 235V236H208ZM67 236H69V235H67ZM93 236V235H92ZM124 236H126V234L124 235ZM123 235H122V233H121V235H113L112 234V238L111 239H114V240H111L110 238H109V241L111 240V241H115V239H119L120 240V237H124ZM133 236V235H132ZM139 236H141V235H139ZM163 236H164V234H163ZM162 236V239L163 238H165L166 236H169V235H166L165 237H163ZM175 236V235H174ZM174 236H173V238H174ZM193 236V235H192ZM206 236V235H205ZM217 236V235H216ZM215 236V237H216ZM218 236H219V234H218ZM217 236V237H218ZM228 236L229 235H227V237L225 238L226 240H227V238H228ZM45 237V236H44ZM52 237V236H51ZM64 237V236H63ZM104 237V236H103ZM111 237V236H110ZM129 237V236H128ZM131 237V236H130ZM141 237H143V236H141ZM147 237V236H146ZM156 237V236H155ZM161 237V236H160ZM180 238H182V236H179ZM186 237V236H185ZM200 237V236H199ZM235 237V236H234ZM38 238H40L41 239V236H39L38 235ZM78 238V237H77ZM86 238V237H85ZM98 238V237H97ZM133 238V237H132ZM132 238H130V241L132 240ZM177 238V237H176ZM184 238V237H183ZM195 238V237H194ZM198 238V237H197ZM197 238H195V239H197ZM203 238V237H202ZM201 238V239H202ZM208 238V237H207ZM219 238H221V237H219ZM37 239V237H35V240ZM69 239V238H68ZM71 239V238H70ZM76 239V238H75ZM125 239V238H124ZM123 239V240H124ZM160 239V238H159ZM167 239V238H166ZM165 239V240H166ZM168 239H172V237L171 238H168ZM167 239V240H168ZM178 239V238H177ZM186 239V238H185ZM200 239V240H201ZM213 239V238H212ZM222 239V238H221ZM224 239V238H223ZM229 239H231V238H229ZM229 239H228V241H225V242H229ZM39 240V239H38ZM48 240V239H47ZM49 240H51V239H49ZM73 240H74V238H73ZM81 240V238L79 239V241ZM99 240V239H98ZM107 240H108V238H107ZM118 240V241H119ZM143 240H145V239H143ZM161 240V239H160ZM160 240H159V242H160ZM165 240L163 239V241L165 242ZM181 240V239H180ZM205 240V239H204ZM204 240H201V241H204ZM207 240V239H206ZM210 240H211V238H210ZM215 240H217V238L215 239ZM32 241H34V240H32ZM31 241V242H32ZM52 241V240H51ZM76 241V240H75ZM77 241H78V239H77ZM109 241L107 242V244L109 243ZM110 241V242H111ZM135 241V240H134ZM137 241V240H136ZM135 241V242H136ZM162 241V240H161ZM162 241V242H163ZM174 241V239L172 240V242ZM176 241H179V240H176ZM187 241V240H186ZM190 241V243H192V242H194V241H192L191 242V240H189ZM212 241V240H211ZM214 241V240H213ZM219 240H217V242H218ZM231 241V240H230ZM38 242V241H37ZM36 242V243H37ZM40 242V241H39ZM46 242V241H45ZM87 242V241H86ZM101 242V241H100ZM103 242V241H102ZM101 242V243H102ZM106 242H105V244H106ZM122 241H120V243H121ZM129 242V241H128ZM127 242V243H128ZM133 242V241H132ZM132 242H131V244H132ZM141 242H143V241H141ZM198 243H200L199 242V240L197 241ZM220 242H222V241H220ZM223 242H224V240H223ZM78 243V242H77ZM126 243V244H127ZM157 243V242H156ZM156 243H155V245H156ZM166 243V242H165ZM165 243H164V246L163 247H165ZM176 243V242H175ZM177 243H179V242H177ZM195 243H196V241H195ZM208 244L209 243H212V242H210L209 241V239H208V242H207ZM226 243V244H227ZM233 243H236V242H233L232 241V243L231 244H233ZM31 244V243H30ZM34 244V243H33ZM40 244V243H39ZM48 244V243H47ZM79 244V243H78ZM78 244H76V245H78ZM85 244V243H84ZM87 244V243H86ZM117 244V243H116ZM123 244V243H122ZM130 244V243H129ZM128 244V245H129ZM134 244V243H133ZM145 244H147V241H146V243ZM158 244V243H157ZM161 244V243H160ZM167 244H169L168 242H167ZM172 244V243H171ZM189 244V243H188ZM193 244V243H192ZM201 245H202V242L200 243ZM217 244V243H216ZM219 244H224V243H219ZM219 244H217V246H215L214 247V249L216 248V247H218L219 248ZM226 244H224V245H226ZM229 244V243H228ZM241 244V243H240ZM38 245V244H37ZM36 245V246H37ZM119 245V244H118ZM139 245V244H138ZM141 246H143V244H140ZM154 245V244H153ZM154 245V247H157V245L155 246ZM173 245H175V244H173ZM173 245L171 246V247H173ZM191 245V244H190ZM190 245H187L188 247L187 248H192V245H191V247H190ZM196 246H197V243L195 244ZM195 245L193 246L194 248H196L195 247ZM205 245V244H204ZM213 244H211L210 246H212ZM219 245V246H218ZM6 246H11V248L9 249V247H6ZM45 246V245H44ZM81 246V245H80ZM100 246V245H99ZM99 246H97V247H99ZM105 246H107V245H105ZM104 246V247H105ZM124 246V245H123ZM132 246H134V245H132ZM141 246H140V248H141ZM198 246H200V245H198ZM197 246V249H199V247ZM205 246H208L207 244L205 245ZM209 246V247H210ZM227 246V245H226ZM237 246V247H236ZM240 246V245H239ZM30 247H32V245L30 246ZM93 247V246H92ZM109 247V246H108ZM115 247V246H114ZM118 247V246H117ZM116 247V248H117ZM127 247V246H126ZM129 247H131V246H129ZM150 247H152V245L150 246ZM150 247H147V248H144V252H145V250L147 249L148 250V248H150ZM168 247H170V245H168ZM201 247V246H200ZM223 247L224 246H222L221 248H222V250H223ZM228 247V246H227ZM227 247H224L225 249V251H226V248ZM240 247H242V244H241V246ZM239 247V248H240ZM249 247V246H248ZM4 248H7L8 250H6V249H4ZM32 248H36V247H32ZM40 248H42V247H40ZM95 250H96V248L95 247H93ZM137 248V247H136ZM135 248V249H136ZM139 248V247H138ZM161 247L160 246H158V248H156V249H160ZM167 248V247H166ZM187 248H186V250H187ZM204 248V247H203ZM202 247H201V249H203ZM218 248H216L217 250H216V252L220 249H218ZM242 248H245V247H242ZM250 248V247H249ZM249 248H247V249H249ZM4 250V252L5 251H8V252H5V253H9L8 255L7 254H4L3 253V250ZM80 249H81V247H80ZM92 249V248H91ZM90 249V250H91ZM111 249V248H110ZM121 249L122 250H125V252L124 251H121V252H124V253H126L127 251H126V249H125V247L123 248V247H121ZM131 249V248H130ZM150 249H153V248H150ZM149 249V250H150ZM162 249V251L164 252V254L166 253L164 250L165 249H163V248H161ZM182 249V248H181ZM201 249H199V250H201ZM209 249H213V248H209ZM209 249H205L206 251H208ZM213 249V250H214ZM9 250H10V252H9ZM32 250H34V249H32ZM31 250V251H32ZM85 250V249H84ZM84 250H82V251H84ZM102 250V249H101ZM107 250V249H106ZM134 250V249H133ZM168 250V249H167ZM166 250V251H167ZM185 250V248L183 249V251L182 252H185L184 251ZM194 250V249H193ZM196 250V249H195ZM194 250V251H195ZM228 250V249H227ZM21 251V250H20ZM92 252H93V250H91ZM151 251V250H150ZM153 251V250H152ZM151 251V252H152ZM155 251V250H154ZM157 252H159L158 250H156ZM189 251H190V249H189ZM189 251H186V252H188V254H189ZM197 251V250H196ZM210 251V250H209ZM208 251V252H209ZM215 251V250H214ZM214 251H210V252H213V253H209V254H214V255H216L215 253H214ZM87 252V251H86ZM96 252H97V250H96ZM95 251H94V253H96ZM108 252H110V251H107V254H109ZM120 251H119V249H117V251L116 250H114L113 252H111L110 254H109V256H111L112 257V259H114V256L115 255H117V254H120L119 253ZM163 252H162V254H163ZM185 252V253H186ZM200 252V251H199ZM199 252H192V254L195 256L196 255V257H194L195 259H193V257H192V255H191V257H189V258H191V259H189V258H187V256H189L188 254L185 256V253H183L184 255H182V257L186 260H190L189 262H192L193 260L194 261H196V264H212V263H209V262H206L207 260L209 261V259H205V257L203 258V255H204V253H207V252H202L203 253V255H202V253H201V255L199 254ZM220 252V251H219ZM224 252V251H223ZM234 252V251H233ZM2 253H3V255H2ZM31 253H33V252H31ZM35 253H36V250H35ZM34 253V254H35ZM51 253H52V251H51ZM65 253V252H64ZM71 253H72V251H71ZM82 253V252H81ZM80 253V254H81ZM85 253V252H84ZM112 253H113V255L114 256H112ZM123 253V254H124ZM138 253V252H137ZM136 253V254H137ZM153 253V252H152ZM156 253V252H155ZM175 253V252H174ZM174 253H173V255H174ZM191 253V252H190ZM39 254V253H38ZM36 255V257L37 256H39V255ZM104 255H106L105 253H103ZM127 254V253H126ZM141 254V253H140ZM147 254H149V252L147 251ZM157 254V253H156ZM159 254H160V252H159ZM164 254H163V256H164ZM168 254H169V252H168ZM168 254H167V256H168ZM175 254H177V251H176V253ZM181 254V253H180ZM208 254V253H207ZM224 254V253H223ZM229 253H228V255H230ZM32 255V254H31ZM30 255V256H31ZM66 255V254H65ZM70 255V254H69ZM93 255H95V254H93ZM100 255V254H99ZM98 254H97V256H99ZM103 255V256H104ZM121 255V254H120ZM120 255H117L118 257L120 256ZM144 256H147V255H145V254H143ZM161 255V254H160ZM170 255H172V254H170ZM218 255V254H217ZM216 255V256H217ZM220 255V256H219ZM218 255V258L220 257L221 258V256H222V251H221V253ZM18 256H20L19 257V259H18ZM34 256V255H33ZM30 257V258H33L34 260H36L34 257ZM73 256H75L74 254H73ZM80 256V255H79ZM89 256V255H88ZM96 256V255H95ZM94 256V257H95ZM101 256H102V254H101ZM99 257V258H102V260H97V262L99 261V264H101L100 262L101 261H104V260H106V259H104L103 257ZM117 256L115 257V258H117ZM125 256L126 255H124V258H125ZM131 256V255H130ZM140 256V255H139ZM149 256V255H148ZM147 256V258H144L143 256H141V257H143L144 258V260H142V264L144 263V264H146V262H148L149 263V261L151 262V259H149V257ZM156 256V255H155ZM181 256V255H180ZM213 256V255H212ZM215 256V257H216ZM17 257V258H16ZM63 257V256H62ZM78 257V256H77ZM84 257V256H83ZM86 257V256H85ZM93 257V258H94ZM106 257V256H105ZM107 257H108V255H107ZM122 257H123V255H122ZM156 257H159L158 255L156 256ZM173 257V256H172ZM171 257V258H172ZM176 257H179V256H177V255H175V258ZM207 258H208V256H206ZM24 258V259H23ZM45 258V257H44ZM64 258V257H63ZM79 258V257H78ZM80 258H82V257H80ZM92 258V257H91ZM90 258V259H91ZM97 258V257H96ZM98 258V259H99ZM126 258H128V257H126ZM137 258V257H136ZM135 258V259H136ZM143 258H141V259H143ZM160 258V257H159ZM159 258H158V260H159ZM165 258H166V256H165ZM175 258H172V259H174L175 260ZM210 258V257H209ZM212 258V259H211ZM210 259L211 260H213V257H211ZM224 258V259H225ZM8 259H9V261H8ZM23 259V260H22ZM70 259V258H69ZM109 259V258H108ZM118 259V258H117ZM120 259V258H119ZM118 259V260H119ZM123 259V258H122ZM141 259H140V261H141ZM148 261H147V260ZM167 259V258H166ZM170 258H169V256H168V260H169ZM171 259V260H172ZM193 259V260H192ZM223 259V258H222ZM7 260V261H6ZM41 260V259H40ZM53 260V259H52ZM86 260H87V258H86ZM92 260V259H91ZM91 260L87 263V262H84L85 260H83L82 262H84V264L86 263V264H89L90 262H91ZM94 260V262H95V259H93ZM93 260H92V262H93ZM116 260V259H115ZM114 260V261H115ZM118 260L117 261H115V263L117 262L118 263ZM133 260V259H132ZM137 260V259H136ZM146 260V262H143V261H145ZM153 260V259H152ZM154 260H155V257H154ZM162 260H163V257H162ZM165 260V259H164ZM163 260V261H164ZM181 260H182V258H181ZM180 260V261H181ZM192 260V261H191ZM215 260V259H214ZM214 260H213V262H214ZM216 260H217V258H216ZM221 260V259H220ZM220 260H217V261H215V262H217V263H219L218 261H220ZM0 261V262H1ZM18 261H20V263H18ZM33 261V260H32ZM54 261V260H53ZM61 261V263L59 262V261H57V262H59L60 264H63L64 262L63 261H65V262H67L66 260H60ZM80 261V260H79ZM108 262H110V260H107ZM106 261V262H107ZM113 260H111V262H114ZM156 262H157V260H155ZM154 261V262H155ZM163 261H161L160 262V260L158 261V264L159 263H161V264H167V262L168 261H165L164 263H162ZM182 261H184V260H182ZM246 261H250V262H246ZM3 262V261H2ZM34 262V261H33ZM32 262V263H33ZM52 262V261H51ZM70 262H71V260H70ZM105 262V261H104ZM104 262H102V264H104ZM105 262V263H106ZM123 262V261H122ZM125 262H128V261H125ZM130 262V261H129ZM132 262H135V263H137L135 260L134 261H132ZM169 262H172V261H170L169 260ZM168 262V263H169ZM176 262H178V261H176ZM210 262H212V261H210ZM214 262V263H215ZM230 262H228V263H230ZM253 262H252V264H253ZM4 263V262H3ZM2 263V264H3ZM31 263V264H32ZM43 263V262H42ZM53 263V262H52ZM68 263V262H67ZM66 263V264H67ZM73 263V262H72ZM114 263V264H115ZM116 263V264H117ZM120 263V262H119ZM131 263V262H130ZM147 263V264H148ZM174 263H175V261H174ZM174 263H171V264H174ZM185 263H188V262H185ZM194 263V262H193ZM225 263V264H226ZM1 264V263H0ZM5 264H7V263H5ZM35 264V263H34ZM41 264V263H40ZM71 264V263H70ZM81 264V263H80ZM92 264V263H91ZM96 264V263H95ZM109 264V263H108ZM133 264V263H132ZM156 264V263H155ZM177 264V263H176ZM178 264H179V262H178ZM180 264H183L182 262H180ZM216 264V263H215ZM231 264V263H230ZM238 264H240V263H238ZM256 264V263H255Z\"/></svg>", "mask_w": 264, "mask_h": 264}, {"label": "rangeland", "instance_id": "obj_2", "mask_svg": "<svg viewBox=\"0 0 264 264\" xmlns=\"http://www.w3.org/2000/svg\"><path fill=\"white\" fill-rule=\"evenodd\" d=\"M13 1V0H12ZM15 1V0H14ZM37 3V0H33V1H31V0H28V2L26 1V5H28V6H26V7H32L34 4H35V2ZM39 1V3H40V8H38L37 6H36V10L39 12V14L41 13V11H45V10H48V9H50V7H52V6H54V3H58L57 2V0H48V1H50L49 3H46V1L47 0H38ZM56 1V2H55ZM59 1H61V7H60V10L58 11V13L59 12H61V11H63L64 12V16H62V17H57V14L55 15V24L57 25V27L58 28H60L61 29V23L63 22V20H65L66 19V21H71V22H74V20L76 21L77 20V18H80L81 19V24H82V26L83 27H81L80 29H83V31H86L88 28H89V30H87V31H92L94 28H93V24L94 25H96V22L98 21V23H97V26H99V25H105L106 24V22L105 21H107L108 19L106 18V16H105V14H104V11H103V9H102V11L100 10L99 12L97 11V17L95 16V14H96V12L94 13V12H83L84 14H81V13H79L78 14V16L75 14V13H73L72 12V10L70 9V7H72L73 9H74V11H76L77 13L80 11V8L78 7V4H79V1L78 0H63L64 1V3H63V1L62 0H59ZM75 1V2H74ZM90 1H92V3L90 4L89 2ZM97 2V0H87L86 2H85V0H84V4L86 3H89L88 5H89V7L88 8H92L90 5H92L93 7H94V5H95V3ZM100 1V0H99ZM101 1H103V0H101ZM166 1V0H165ZM206 2H209V4L207 5V6H205V8L204 9H201L202 10V13H204V11H206V10H208V9H210L211 10V12H210V14H209V12H208V15H210V16H208V15H206V16H204V15H201L202 13H201V11H200V9H199V11L200 12H198V8H197V6H196V4H198L197 2H195V3H192V5L194 6L193 8H191L190 10H189V12H191V13H194V14H198V13H200V14H198V15H195V20L199 23V25H202L203 26V28L204 29H206L207 28V31L209 32V34H210V36H212L213 38L215 37V34L214 33H212L213 32V27H214V32H215V30H216V28H218V32H217V30H216V36H220V35H222L223 37H221V38H223L224 39V37H226L227 35L226 34H228L229 32H231V33H229L228 35L229 36H227V38L229 37L230 38V40H232V39H238V37H240V36H242L243 37V39H244V43H241V44H243L244 46H246L245 47V50L246 51H248V52H246L247 54H248V62L249 63H251V64H249L248 66H247V68H253L252 70L255 72V70L257 69L258 70V74H260V72L262 73V72H264V33L262 32V31H264L262 28L264 27L263 25H264V23H261V27L260 26H258L257 24V26L255 25V23L254 22H252L253 21V14H251V13H249V11L248 10H245V8H239L241 11H242V9L244 10L243 12H240V13H237V11L235 10V9H232V8H230L228 5H227V3L225 2V1H219V0H205ZM29 2H31L30 4H33V5H31V6H29L30 4H29ZM104 2V1H103ZM160 0H158V1H156V3H157V5H159L160 3ZM105 3V2H104ZM159 3V4H158ZM165 3H168V1H166ZM164 3V4H165ZM94 4V5H93ZM72 5V6H71ZM76 5V6H75ZM156 5V6H157ZM196 6V7H195ZM196 8V9H195ZM77 9V10H76ZM40 10V11H39ZM57 10H58V8H57ZM182 10V11H181ZM179 9L178 8V10L177 11H179L180 13H182V12H184V10L183 9ZM196 10H197V12L198 13H196ZM103 12V13H102ZM244 12H246L245 14H244ZM248 12V13H247ZM261 12V11H260ZM259 12V13H260ZM264 12V11H263ZM263 12L261 13V16H262V14H263ZM91 14V16H90V14ZM94 13V14H93ZM100 13H102V14H104V16L102 15V14H100ZM243 13V14H242ZM99 14V15H98ZM211 14H212V17H211ZM251 14V15H250ZM241 15V16H240ZM244 15H245V17H244ZM248 15H250V16H248ZM82 16V17H81ZM87 18H86V17ZM93 16V17H92ZM251 16H252V18H251ZM263 16H264V14H263ZM35 17V16H34ZM245 18V20H244V18ZM246 17H248V18H246ZM249 17L252 19H249ZM64 18V19H63ZM84 19V21H83V19ZM88 18H90V19H88ZM91 18H98V19H96V22H95V19H91ZM104 18V19H103ZM248 19V20H247ZM91 20V21H90ZM93 20V21H92ZM246 20H247V22H246ZM250 20V21H249ZM46 21H47V17H44L43 19H40L39 21H36L35 23L36 24H43V23H46ZM62 21V22H61ZM100 21H102L101 22V24H100ZM88 22V23H87ZM107 22H109V21H107ZM252 22V23H251ZM90 23H92V24H90ZM104 23V24H103ZM205 23V24H204ZM250 25H249V24ZM63 24V23H62ZM204 24V25H203ZM230 24H231V26H230ZM252 24V25H251ZM88 25H90V26H88ZM217 25V26H216ZM254 25V26H253ZM213 26V27H212ZM229 26L231 27V29L229 28ZM250 28H249V27ZM211 27V28H210ZM234 27V28H233ZM260 27V28H259ZM90 28H92V29H90ZM256 29L255 31H253L254 29ZM79 29V30H80ZM219 29H220V31H219ZM227 29H229L228 31H226ZM257 29H259V30H257ZM49 30V29H48ZM48 30H45L44 32H42V34H41V32H39L42 36H44V40L40 43L41 44V47H42V49H44L45 51H50V50H53V49H55V47L57 46V45H59L60 47H66L68 44H69V40L70 39H72L71 37H74V34H72L71 36L70 35H67L66 37H64V35H63V37L62 38H60V39H55L51 34L50 35H48L49 34V31ZM209 30H211L212 32L210 33V31ZM232 30V31H231ZM225 31H226V33H225ZM247 31H249L248 33L249 34H247L246 32ZM258 31V32H257ZM62 34H63V32H61ZM239 35H238V34ZM40 34H38V33H36V34H34V36H35V38H37V37H39V36H41ZM208 34V33H207ZM244 34V35H243ZM245 34H246V36H245ZM36 35H37V37H36ZM165 35V33L163 34V36ZM3 37H4V39L5 40H7V35L5 34V35H2ZM79 37L80 36H82L81 34L80 35H78ZM77 36V37H78ZM232 38H231V37ZM233 36H234V38H233ZM3 37H0L1 38V40H0V43H3L4 42V39H3ZM211 37V38H212ZM248 37V42H246V38ZM81 38H84V39H82L83 40V42H88V41H85V40H87L85 37H81ZM210 38V37H209ZM210 38V39H211ZM252 38H254L255 40H254V42H256L257 40H259V42L257 41L256 43H254L253 42V40H252ZM226 39V38H225ZM250 39V40H249ZM257 39V40H256ZM261 40V41H260ZM71 43V42H70ZM82 44V47H81V45H75L76 47L78 46V47H80L79 49H78V47L76 48V47H74V46H70L69 47V49H67L68 47H66V51H65V53L64 54H62L63 56L65 55V58H63L62 56V58L61 57H59V59H60V61H59V59H58V62H64V61H67V60H70V59H72V60H77V61H79V59L80 60H84V58H82L83 57V55H84V50H86L83 46H87V44ZM207 45H203V44H201L200 46H198V47H195V48H193V49H190L189 50V48H187V46H185L184 44H181V43H176V45L174 46L175 47V49H176V51L178 50H180L179 51V53L177 54L178 56H182L181 58L182 59H184V55H185V58L186 59H184V60H182L181 58L178 60V62H180V63H184L185 62V60H186V62H185V65H187L188 63H190V64H193V66L191 65H187V66H189V68L190 69H192V68H194L195 69V71H194V69H192L194 72H196V74H198V75H195V76H191V75H189L188 76V74L189 73H187V71L186 70H184L183 68V70H180L179 69V71H181V73L178 71V73L179 74H182L183 76H186V80H185V78L183 77V76H181V77H183L184 78V81H185V83L183 82V84H184V86L182 85H180V91H182L183 92V98H184V100L182 101V100H175V101H173V105L172 106H174V108H176V104H177V106L179 107H177L178 108V110H180L181 111V108L183 109V106H186V107H184V108H187V105H189L188 107H189V115H190V117H183L184 116V112L182 113L181 112V116L179 115V116H177V115H175V116H173L174 117V119L175 118H179V117H181L180 119H181V121H180V119H176V120H173L172 119V117H168V113H165V109L163 108L162 110L160 109L159 110V108H156V109H154L151 113L150 112H148V113H144V114H142V113H138V112H134V113H131V116H132V118H130V119H127V120H124L125 118L123 117V116H125V114H127L128 113V111H129V108H128V106L126 105L127 104V102L125 103V102H122V100L120 99V95H118V93L116 92V90L115 89H113V87L115 86L112 82L111 83H107V81H109L110 79V76H112L113 75V79L112 80H114V78L116 79V78H118L119 76V78L122 80V78H121V75L123 76V74H124V78H123V80H125L126 78H127V80H129L130 82H132V80H133V78H135V80H137V79H139V77L142 75V73L144 72V71H146V70H148L149 68H150V66L153 64V62H155L154 60L156 59L155 58V56H157L158 55V52H154V54L153 53H151V51H150V53H151V55H145V56H149V57H146V59H147V61H146V59L144 60L142 57H144V55H143V53L140 55L139 54V51L138 52H136L135 50H134V53H133V55L135 54H137V58H136V56H133V59L135 60V62H133V60H132V57H130V55L132 54V53H126V54H124L126 51L124 50V48H121V49H118V46H116V45H112L111 46V48L110 49H112V47L115 49L116 47V51L114 50V49H112V51L114 50V55L116 54V56L117 55H119V56H117V57H111L109 60L111 61V62H113L114 60H115V58H117V61H118V59H119V64H118V66H117V64H116V67H118V68H125V69H122V71H121V69H118V70H120V72L122 73H120V72H118L117 70H115L112 66H114V64L113 63H111L109 60L107 61V62H109V65H110V67H108L109 65H108V63L106 62H104L105 64H106V66L104 65V63L101 65V66H99V64L97 63V62H99L100 61V59H101V57H99V56H101V55H99V54H101V51L102 50H100V53L98 52V54H97V57H96V59L98 60H96V64H95V68H98L99 69V67H100V72H102V70H104V74H105V77H102L103 78V80H105V82L107 83V85L106 84H104V85H106V86H108V87H106V86H102V91L100 90L99 92H94V90L96 91L97 89H95V88H92L91 86H93L92 85V81L90 80V79H88V80H86L87 78L86 77H83L84 78V80H86V81H81V78H78L79 77V74L81 73V70L83 69V67L84 66H86V64L84 63L83 64V67L82 66H78V68H79V70L77 69V67H76V70L78 71V73H75L74 71H76L75 70V68L74 69H72L71 67H68V68H66V70H68V72H67V76L65 77L66 79H68V80H66L65 78L63 79V83L60 85V90H62V91H65V89L67 90V91H71V92H73L74 93V91H75V94L77 93V89L75 90V89H73V90H71L70 88V86H74L73 84L75 83V84H79V87L80 88H82L81 89V92L79 91L80 90V88H78V94H77V97H75L76 95H72L71 96V100L72 101H75V102H79L80 104L82 103V101H83V104H81V106H80V104H78L79 106L75 109V113H76V116H74L75 115V113H74V115H73V117L74 118H76V119H78V120H80V118H81V120H84L85 121V123L86 122H88L86 125H88L86 128V130L85 129H83L82 130V134H87V135H98V139H99V144L97 145V146H95L94 148H91V150H92V152L90 151L89 152V154H87L88 153V151H86L85 152V150L87 149V148H85V150H84V148H83V146H81L80 148L81 149H83L84 150V154L86 155L87 154V156H85L84 157V154H83V157H84V162H87L88 163V165H90V164H93L92 166L90 165V166H88V167H90V168H88L87 169V167L85 168V169H87L86 171H88L89 172V174L87 173H85L86 171H84L85 169H83V167H85V166H83L82 164H85V163H83V160H82V158L83 157H81V160L79 159V157H80V155L82 156V153L80 154V155H75V154H77V152H76V150H75V152L76 153H74V149L75 148H71V145L70 146H66L70 151H69V153H67L68 152V149L67 148H65V147H63V148H65V149H67V151L65 150V149H63L62 148V146H61V149H63V152H64V150H65V152L66 153H64L63 154V152H62V150L60 151V153H59V151H58V153H57V149L56 150H54V152L56 151V153H54V152H52V150L49 148L50 147V143H49V141L48 142H45V140L43 139L44 137H43V135H42V131H40L39 129H37V128H31L29 131H28V133H30L29 135H28V133H27V135H28V139H29V141H30V143H29V150H30V148H31V150L32 151H29V153L31 154L30 155V157L32 158H34V159H36L37 160V157L39 156L40 157V155H41V160L39 159V157H38V163L40 164V166H39V164L37 165V168L38 169H36L33 173H31V175H29V177L27 178V180H26V182L24 183L25 184V186H26V189H29V188H34L33 187V184H35L34 186H35V189H32L33 190V192H34V190H36V189H38V191L36 190V192L33 194V192L31 191V189H29V190H26V191H22V192H24V193H22V192H20V196H19V193H18V195L17 194H15V195H13L14 196V199H17V200H19L20 199V201H23L24 200V203H26V204H22V206L24 207H22V208H20V210L24 213V217H25V215H26V217H28V216H33L34 217V219H32L33 217H31V218H25V219H27L28 220V222H30L29 223V225H26V226H28L29 228H33L32 230V234H33V232H34V235L35 234H37V236L35 235V237H37V239L35 240V237H34V239H32V237H33V235L31 234V229H30V232H27L28 231V229L26 230V228H24V226H23V229H22V232L23 231H25V233H24V235L22 236L21 235V238H20V240H19V247H21V251L19 250V252H20V255H22L23 254V252L25 251V252H28L29 250L28 249H30V251L28 252V253H26V255H28V260H29V263L31 264L33 261V263L32 264H60L61 263V261L60 260H66L67 262H65V261H63L64 263L63 264H84V262H89L91 259L93 260V259H95V262H94V260H93V262H92V260H91V262L89 263V264H99V261L100 260H102V258H99L100 256H101V254H102V256L101 257H103L104 259H106V260H104L105 262L107 261V260H110V262H104V261H101L100 263L102 264V262H104V264H114L115 263V261H117L119 258V260H118V263L117 264H142L141 262H142V260H144V258H147V256L149 257V259H151V262L149 261V263L148 262H146V260L148 259H146L145 261H143V262H146V264L148 263V264H158V261L160 260V262L161 261H163L164 259V261L162 262V263H164L165 261H168L169 262V260L170 261H172V262H167V264H171V263H174V261H175V263L174 264H178V262H179V264H180V262H182L183 264H196V261H194L193 259H195L194 257H196V255L194 256L193 254H192V252H199V254L201 255V253L204 251V252H207V253H204V255H203V253H202V255H203V258L205 257V259L207 260V259H209V261L207 260L206 262H209V263H212V264H225L226 263V256L228 257V258H231V255H233L232 256V258H233V262H234V260H236V259H234L235 257H234V254H232V253H235L236 252V248L235 249H233L232 248V245H233V247H234V245H236L237 244V242L238 241H236V240H234L235 238H237V236H238V234H237V232H236V234L235 235H232V234H234V233H230L229 231H223V233H224V235H225V233L227 234V235H229L228 236V238H227V240L225 239L226 237H227V235L226 236H224V235H222L223 233H222V230L220 231L219 229H221L222 227H223V222L222 221H220V220H218V219H216V220H214L215 218H214V216H211V215H207L206 214V216H207V218L205 219V212H203L202 210H200V209H195L196 207L194 206L195 204H194V197L196 196L195 194H193V193H191L192 192V188H193V186L195 185V187H194V189L193 190H195L198 194H205V192H207L206 194H209L208 193V191H210V190H208V188H209V185H208V182H209V178H215L217 175H216V173L217 172H219V171H217V170H219V168L218 167H216L215 168V166H218L219 164V159H215V158H213V157H211V156H205L204 154H202V153H205V152H207V151H212L213 152V150L212 149H216L215 151H217V152H220L219 150H223L224 149V151H225V148H227V150L230 152L231 150H229L228 149V147H225L226 145L224 144V140L230 135V136H233L235 139H237L236 141H238L237 143V145H238V147H240V148H238L237 146V148L235 147L234 149H233V151H236V152H238L237 150L238 149H240V151H242L244 148H246V149H244L243 151H245V150H254L255 148L257 149H260L259 147H260V145H261V147L263 146V148H264V142L262 143L261 142V140H262V136H264V135H262V130H263V127H264V121H261L260 120V118L261 119H263L264 120V111H263V109H261L262 107L264 108V99H261V98H264V84H263V81H264V73H262V74H260V76L258 75L257 76V73L255 72V74L253 75V74H250L251 75V78L249 77V73H247L246 74V72L244 71V76H243V78H244V83L246 82V79H248L249 78V81H250V79H252V76H253V79H254V76H255V79L258 77V78H260L261 77V75L263 76V78L261 77V80H262V82H260V79H256V81H255V79L252 81H250L249 83L248 82H246V84L247 85H245L244 86V88H246V89H244L243 88V85L241 86V84H239L240 86L239 87H235L234 88V90H232L231 89V87H225V86H222L221 84H220V82H222V81H219V82H216V81H218L217 79H213V78H210L211 80H208V78L211 76H209V75H207L208 73V71L210 70H214V69H211V68H215V66H218V65H220V64H225V63H227L228 64V61L227 60H223V61H215L214 60V58L213 57H211L213 54H214V57L216 56V55H218V54H220V52L222 51V52H227L228 54H229V56L231 55V57L234 55V54H236L235 52H232L231 51V49L235 46V45H238V44H240V43H236L235 44V42H232V43H228L227 44V46L226 45H216V44H214V43H216V42H209V41H207ZM222 43H224V42H222ZM247 44V45H246ZM208 45H212V46H210V48H209V46ZM85 46V47H86ZM115 46V47H114ZM215 46V47H214ZM232 46V47H231ZM180 47H182V48H180ZM213 47V48H212ZM228 47V48H227ZM75 48H76V50H75ZM187 48V49H186ZM230 48V49H229ZM248 48V49H247ZM4 50L3 52H1L2 50ZM120 50L121 51V53H119L120 51H118V50ZM122 49H123V51H122ZM142 51H144L145 53H148V49L147 48H144V50H143V48L141 47L140 48ZM147 51H146V50ZM185 49V50H184ZM211 49H212V51H211ZM214 49V50H213ZM0 55H1V57H0V67L2 68V70H1V68H0V70H1V72H0V83H2V82H4L5 81V76L6 75H4V74H7V73H5V71L7 72V70H5L4 68H6V67H8L7 69H9V67H12L13 65L12 64H14L13 62H18L21 58H24V57H26V55H27V52H28V49H26L25 48V46L23 45V46H20V47H18V51H17V53H12V54H10V53H8L7 52V49H4V48H0ZM68 50V51H67ZM79 50H82L81 52L79 51ZM188 50V51H187ZM227 50V51H226ZM71 51H73L72 53H74V55H72L71 54ZM156 51V50H155ZM177 51V52H178ZM183 53H182V52ZM196 51V52H195ZM262 53H261V52ZM78 52H79V54H78ZM83 52V53H82ZM123 52V53H122ZM127 52H133V51H127ZM136 52V53H135ZM181 52V53H180ZM194 52V53H193ZM206 52V53H205ZM217 52H218V54H217ZM221 52V53H222ZM257 52V53H256ZM5 53V54H4ZM6 53L7 54H9L8 56H5L6 55ZM68 53H69V55H68ZM156 53V54H155ZM192 53V54H191ZM196 53V54H195ZM200 53H203V54H200ZM211 53V54H210ZM213 53V54H212ZM232 53H233V55H232ZM4 54V55H3ZM81 54V57L79 58V55ZM124 57H122L121 55ZM195 54V55H194ZM216 54V55H215ZM252 54H253V56H252ZM260 54V55H259ZM76 55H78V57L76 56ZM129 55V56H128ZM138 55H139V57H138ZM197 55V56H196ZM199 55V56H198ZM9 56H11V57H9ZM14 56V58H12ZM68 56V57H67ZM121 56V58H119ZM129 58H131V59H127V57ZM132 56V55H131ZM151 56V57H150ZM191 56L193 57V58H191ZM260 56V57H259ZM4 57V58H3ZM10 59H9V58ZM74 59H73V58ZM135 57V58H134ZM155 58V59H152V61H151V65L149 64V62H150V58ZM197 57H199L200 59H202V61H204V63L205 62H208V63H206V68H205V66H203L202 67V70L204 69V71H201V69L199 68H197V66H196V64L198 63V61L200 60L199 58L197 59ZM67 58V59H66ZM82 58V59H81ZM125 58L127 59V60H125ZM139 58V59H138ZM145 58V57H144ZM205 58H206V60H205ZM213 58V59H212ZM251 58V59H250ZM6 59V60H5ZM61 59H64L63 61H61ZM112 59H113V61H112ZM123 59V60H122ZM142 59L145 61V63L143 64V63H140L141 65H137V62L139 63L140 62V60L142 61ZM210 59V60H209ZM211 59H212V61H211ZM7 60H9V63H8V61ZM120 60H121V62H123L122 64L124 65V67H123V65H121V63H120ZM128 60H130V62H132V63H130ZM137 60V61H136ZM188 60V61H187ZM193 60V61H192ZM196 60V61H195ZM256 60V61H255ZM8 63V64H6V62ZM95 61V60H94ZM124 61H127L126 63L124 62ZM144 61H142V62H144ZM262 61V62H261ZM80 62V61H79ZM115 62V61H114ZM146 62H148V63H146ZM193 62H195V63H193ZM211 62V63H210ZM214 62V65H211L212 63ZM221 62V63H220ZM225 62V63H224ZM3 63V64H2ZM12 63V64H11ZM43 63V62H42ZM125 63V64H124ZM127 63H128V66H127ZM135 63H136V65H135ZM166 63H168L167 65H165L164 66V68H166V70H167V72L168 71H170L171 69H172V67L173 66H170V64H169V61L168 62H166ZM182 63V64H183ZM220 63V64H219ZM98 64V65H97ZM113 64V65H112ZM132 65V66H130L131 68H129V65ZM133 64H134V66H133ZM144 65V67H143V65ZM145 64H147L148 65V69H147V65H145ZM208 64V65H207ZM217 64V65H216ZM227 64H225V65H223L222 67L223 68H230V67H232V65L231 66H229V64H228V66H227ZM1 65H3V67L1 66ZM7 65V66H6ZM9 65H11V66H9ZM128 67L127 69H126V66ZM247 65V64H246ZM245 65V66H246ZM44 66H45V64L43 63V66H42V69L44 68ZM97 66V67H96ZM105 66V67H104ZM140 66H141V68H140ZM167 66V67H166ZM194 66H196V67H194ZM208 66H209V68H208ZM211 66H213V67H211ZM224 66H226V67H224ZM82 67V68H81ZM114 69H112V68ZM134 67H137V68H135L134 69ZM145 69V70H143V68ZM146 67V68H145ZM140 68V69H139ZM209 70H208V69ZM256 68V69H255ZM260 70H262V71H260ZM81 69V70H80ZM109 69H110V71H109ZM112 69V70H111ZM134 71H133V70ZM139 69V70H138ZM142 69V70H141ZM4 70V71H3ZM108 70V71H107ZM125 70H127V71H124ZM130 70V71H129ZM160 70L162 71V69L160 68ZM197 70H200V71H197ZM206 70H208L207 72H206ZM51 71H52V69H51ZM53 71H54V69H53ZM79 71H80V73H79ZM138 71H140V74H136ZM111 72V73H110ZM116 72H117V74L119 73V74H121V75H117L116 74ZM124 72V73H123ZM129 72H131V75H133L134 73L136 74H134V76H132V79H131V76L129 75ZM134 72V73H133ZM167 72H165L164 74L166 75L167 74ZM200 72H203L204 74L206 73V75L204 76V74L202 75V74H200ZM4 73V74H3ZM68 73H69V75H68ZM75 75H74V74ZM103 73V72H102ZM108 73V74H107ZM113 73H115V74H113ZM133 73V74H132ZM139 73V72H138ZM169 73V72H168ZM185 73V74H184ZM71 74V75H70ZM77 74V75H76ZM104 74H103V76H104ZM109 74H111V75H109ZM200 74V75H199ZM108 75V76H107ZM116 75V76H115ZM128 75H129V77H128ZM202 75V76H201ZM245 75L248 77H246V79H245ZM75 76H77V77H75ZM115 76V77H114ZM136 76V77H135ZM193 77V79H191V77ZM209 76V77H208ZM1 77H3V78H1ZM205 77V78H204ZM76 79H78L79 81H81V82H79L78 80H76ZM106 79H108L107 81H106ZM191 79V80H190ZM213 79V80H212ZM219 80H220V78H218ZM66 80V81H65ZM135 80H133L134 82H135ZM196 81V83H195V81ZM203 80V81H202ZM208 80V81H207ZM214 80H216L215 82H214ZM241 80V79H240ZM259 80V81H258ZM2 81V82H1ZM28 82V83H30L31 84V82L33 81V80H28V79H26V77H23L21 80H19L18 81V83L17 84H15L13 87H12V92H19L20 90H22L21 89V84L23 83V82ZM74 81V82H73ZM76 81V82H75ZM77 81H78V83H77ZM190 81V82H189ZM209 82V83H207V82ZM248 81V80H247ZM255 81V82H254ZM258 81V82H257ZM110 82V81H109ZM189 82V83H188ZM211 82H214L213 84L211 83ZM67 83V84H66ZM69 83V84H68ZM80 83H82L81 84V86H80ZM210 83H211V85L213 86V85H218V87H219V85H221L220 87H222V89L219 87H216V90H218L219 89V92L218 91H216V92H214V94H213V91H212V89H213V87L210 85ZM219 83V84H218ZM262 83V84H261ZM63 84H65V85H63ZM185 84H188V85H185ZM190 84V85H189ZM194 84V85H193ZM207 84V85H206ZM249 84V85H248ZM251 84V85H250ZM89 85H90V88H89ZM200 87H199V86ZM209 85V86H208ZM256 85V86H255ZM63 86V87H62ZM65 86H66V88H65ZM78 85H76V87H77ZM195 86V87H194ZM211 86V87H210ZM86 87V88H85ZM183 87V88H182ZM185 87V88H184ZM190 87V89L192 88V90H190V89H188ZM224 87V88H223ZM106 88H108V89H110V90H108V89H106ZM198 88V89H197ZM212 88V89H211ZM182 89V90H181ZM187 89V91H185ZM196 89V90H195ZM210 89V90H209ZM226 89V90H225ZM230 91H229V90ZM238 89V90H237ZM241 89H243V90H241ZM233 92H232V91ZM109 91H110V93H109ZM115 92L116 93V95H114V94H112V92ZM162 91V90H161ZM191 92V93H189V92ZM194 91V92H193ZM228 91V92H227ZM239 91V92H238ZM256 91H258V92H256ZM85 92V93H84ZM88 92V93H87ZM95 94H93V93ZM188 94H187V93ZM221 92V93H220ZM225 92V93H224ZM252 92V93H251ZM254 92H256V93H258V96L259 97H257V96H253L255 93ZM260 92V93H259ZM92 93V94H91ZM162 93V92H161ZM160 93V94H161ZM185 93V94H184ZM200 93H201V95H200ZM226 93H229V95L228 94H226ZM250 93V94H249ZM82 94V96H80ZM113 95V97L114 96H116L115 98H110V97H112V95ZM190 94H191V96H190ZM195 94V95H194ZM218 94V95H217ZM221 96H220V95ZM231 94V95H230ZM234 94V95H233ZM252 94V95H251ZM261 94V95H260ZM91 95V96H90ZM110 95V97H108V96ZM164 95V94H163ZM187 95V96H186ZM209 95H210V99H209ZM213 95H215L216 97H215V99H214V96ZM240 95V96H239ZM247 95V96H246ZM251 95V98H249V96ZM263 95V96H262ZM80 96V98H78ZM87 96V97H86ZM106 96V97H105ZM185 96L187 97V98H189L188 99V104H187V102L185 101ZM208 96V97H207ZM232 96V97H231ZM242 96V97H241ZM243 96H246L247 98L245 99ZM43 97L44 96H42V100H43ZM75 97V98H74ZM89 97V98H88ZM100 97V98H99ZM103 97V98H102ZM119 97V98H118ZM223 97H226L225 99L223 98ZM239 100V99H241V100H236L235 102H233L236 98ZM241 97V98H240ZM261 97V98H260ZM98 98V99H97ZM191 98V99H190ZM192 98L194 99V100H192ZM219 98H221V99H219ZM233 98V99H232ZM244 98V99H243ZM260 98V99H259ZM81 99H82V101H81ZM88 101H87V100ZM106 99L109 101V103H107V101H106ZM112 99V100H111ZM116 99V100H115ZM118 99H120L119 101H118ZM219 99V100H218ZM225 101H224V100ZM226 99H227V101H226ZM41 100V101H42ZM95 100V101H94ZM127 100V99H126ZM232 100V102H230ZM246 100V101H245ZM250 100V102H251V104H250V102L248 103L247 101H249ZM104 101V102H103ZM115 103H114V102ZM121 101V102H120ZM181 101H182V103H181ZM192 101V102H191ZM255 101V102H254ZM21 102L23 103V107L24 108H26L28 105H31V104H35L36 103V101H34L33 99H30V98H24V99H22L21 100ZM103 102V103H102ZM112 102V103H111ZM177 102V103H176ZM180 104H179V103ZM184 102H186V104L184 103ZM219 102V103H218ZM226 102H228L229 104H227ZM243 102V103H242ZM261 102V103H260ZM263 102V103H262ZM100 103V104H99ZM116 104V105H114V104ZM121 103H124L123 105H121ZM194 103L195 105L193 106L192 104ZM197 103V104H196ZM222 103H223V105H222ZM226 103V104H225ZM231 103V104H230ZM235 103V104H234ZM240 106H237V104ZM87 104V105H86ZM91 104V108L89 107V105ZM111 106H110V105ZM121 106H120V105ZM175 104V105H174ZM182 104V105H181ZM185 104V105H184ZM233 104V105H232ZM242 106H241V105ZM258 105V107H257V105ZM86 105V106H85ZM97 105H99V106H97ZM110 106V108H109V106ZM192 105V106H191ZM224 105H226V106H224ZM230 106L231 107V105H232V107L234 108L233 110L231 109L230 110V108L228 107V106ZM244 105V106H243ZM247 105H249V107L247 106ZM254 105H256V106H254ZM94 106H97V108L96 107H94ZM100 106H101V108H100ZM115 106V107H117V108H115L114 107V109L112 110L111 108H113V107ZM180 106H182V107H180ZM252 106H254L253 107V109H252ZM260 106V107H259ZM79 107H81V109H79ZM86 107V108H85ZM103 107V108H102ZM201 107V108H200ZM208 107V108H207ZM221 107V108H220ZM226 108V110H225V108ZM235 107H237V108H235ZM242 107V109L244 108L245 110H242V109H240ZM247 108V110H246V108ZM255 107H257L258 109H260V110H258V109H254ZM22 108V107H21ZM91 109H93V111L91 110V112H90V110ZM109 110H108V109ZM162 108V107H161ZM198 110H197V109ZM217 110H216V109ZM227 108L229 109V111H231L232 113H235V114H237L239 111L240 112H243V114L241 113V114H237V116L236 115H234V117L236 116V118H233V121H231V119H230V122H229V117L231 118V116L233 117V114L232 113H228V111H227ZM78 109V110H77ZM94 109H96L95 111H94ZM116 109V110H115ZM190 109H191V111H190ZM215 109V110H214ZM220 109V110H219ZM237 109V110H236ZM249 109V110H248ZM79 110H81L80 112H79ZM100 110V111H99ZM108 110V111H107ZM112 110V111H111ZM114 110H115V112H114ZM164 110V111H163ZM212 110V111H211ZM225 111V112H227L228 114H229V116H228V114H224L223 116L221 115V113H224L223 111ZM236 110V111H235ZM254 112V114H252L253 112ZM258 110V111H257ZM22 111H24L23 110V108H22ZM21 111V112H22ZM83 111V112H82ZM97 111H99L98 113H97ZM110 111L112 112L111 114H110ZM161 113V111H162V114H160L159 112ZM193 111V112H192ZM215 111H216V113H218L219 115H221L222 117H220V119L219 118H216L215 117V115H217L216 113H215ZM235 111V112H234ZM238 111V112H237ZM249 113H248V112ZM263 111V113H261L260 114V112H262ZM83 113L82 115H80V113ZM108 114H107V113ZM118 112V113H117ZM156 112V113H155ZM157 112H158V114H157ZM207 112V113H206ZM221 112V113H220ZM104 113H106L107 115L105 116V114ZM139 114L138 115V121H137V119H136V117H137V115L135 116V114ZM165 113V114H164ZM193 113V114H192ZM246 113H248V114H246ZM97 116V118L96 117H94L95 115ZM101 114H104V116L105 117H103V115H101ZM112 114H115L114 115V117L112 118ZM142 114V115H141ZM164 114V115H163ZM192 114V115H191ZM232 114V115H231ZM255 114H256V118L254 119V117H255ZM79 115V116H78ZM92 115V116H91ZM120 115V117H117V116H119ZM122 115V116H121ZM145 115V116H144ZM163 115V116H162ZM194 115V116H193ZM239 115H241L240 117H242L243 119H241L240 117H239ZM244 115H246L245 117H243ZM249 115H252V116H249ZM258 115V116H257ZM262 115V116H261ZM86 116V117H85ZM98 116H99V118H101V119H99L98 118ZM110 116V117H109ZM148 116V117H147ZM159 116H161V119H160V117ZM192 116V117H191ZM249 116V117H248ZM84 117V118H83ZM94 117V118H93ZM123 117V118H122ZM143 119H142V118ZM149 117H150V119H149ZM164 117V118H163ZM168 117V118H167ZM227 117V118H226ZM254 119H252V118ZM86 118V119H85ZM118 118H120V119H118ZM145 118V119H144ZM153 118H154V120H153ZM172 120H171V119ZM182 118H185L186 120H188L187 121V124L188 123H190V121H191V123L189 124V126L192 124V123H195L194 124V128H192V126H190V127H187L186 125L184 126L183 124L185 123L184 121L182 122ZM188 118V119H187ZM189 118H191V119H189ZM196 118V119H195ZM207 118V120H204V119H206ZM250 118V119H249ZM92 119H93V121H92ZM103 119H104V121H103ZM139 119H140V121L141 120H143V121H141V122H139ZM147 119V120H146ZM158 121H157V120ZM165 119H167L168 120V122H170V123H172L173 122V124H168L167 123V121L165 120ZM194 121H193V120ZM208 119H210V121H212V122H209V120ZM212 119V120H211ZM216 119H218L217 121H215ZM222 119V121H223V123L221 122V121H219V120H221ZM235 119H236V121H235ZM251 120V121H253L255 124L258 122V123H260V124H257L256 126H254L253 127V125L254 124H251L252 126H251V129L250 130H252V132L249 130V128L250 127H248V126H250V124H248V122L249 123H251V121H248V120ZM256 119H258L257 121H256ZM98 120H99V123H98ZM106 120V121H105ZM119 120V121H118ZM121 120V121H120ZM134 120V121H133ZM151 120V121H150ZM190 120V121H189ZM204 120V121H203ZM213 120H214V122H216V123H218V124H220L219 125V128L221 127V125H223V124H228L227 126L226 125H224L225 126V128H224V126H222V128H218V126L217 125H214V122H213ZM226 120V121H225ZM239 120V121H238ZM241 120H244V121H241ZM248 121V122H246V121ZM90 121V122H89ZM96 123H95V122ZM102 121V122H101ZM108 121H112V123L110 124V123H108ZM122 121H124V122H122ZM125 121H126V123H125ZM133 121V122H132ZM144 121H146V122H144ZM150 121V122H149ZM154 121V122H153ZM163 122L162 124H160V122ZM200 121V122H199ZM203 121V122H202ZM207 123H206V122ZM114 122H117V123H114ZM134 122H136V123H134ZM139 122V123H138ZM144 122V123H143ZM158 122V123H157ZM164 122H166V123H164ZM179 122V123H178ZM197 122V123H196ZM209 122V123H208ZM235 124H234V123ZM237 122V123H236ZM243 122V123H242ZM252 122V123H253ZM263 122V123H262ZM101 123V124H100ZM120 123H122V125L120 124ZM145 123H146V125H145ZM149 123H150V125H149ZM199 123H201V124H199ZM206 123V124H205ZM211 123H213V125H210ZM215 123V124H216ZM240 123H241V125H240ZM103 124H106V125H103ZM114 124H115V127H114ZM117 124V125H116ZM126 124H128V125H126ZM155 127H152V125ZM155 124V125H154ZM181 124V125H180ZM196 124L198 125L197 126V128H196ZM203 124H205L204 126H205V128H203L204 126H202ZM210 126H209V125ZM230 124V125H229ZM236 124H237V127H236ZM242 124H243V126H247V129H246V127L244 128L243 126H242ZM246 124H248V125H246ZM73 124H68V128H70L69 130H70V133L69 134H66V136L65 135H62V136H60L61 138H62V141L63 142H69L70 140H74L75 138L77 139V137H79L80 138V136H77V135H75L74 134V132L75 133H80V130L78 129L77 131H74V129H76L75 128V126L73 125ZM91 125V126H90ZM102 125V126H101ZM133 125V126H132ZM138 125V126H137ZM141 125H142V127H141ZM148 125V126H147ZM159 125V126H158ZM166 125V126H165ZM177 125V126H176ZM180 125V126H179ZM200 125H201V128H203L204 129V132H203V129H201L200 128ZM261 125H263V126H261ZM94 126V127H93ZM97 126V127H96ZM103 126H105V127H103ZM122 126L124 127V128H122ZM148 128L149 126L151 127V129H146V131H148V132H146L145 131V128ZM168 126V127H167ZM170 126V127H169ZM174 126H176L175 128H174ZM207 126H209V128L208 129H206L207 128ZM217 126V127H216ZM231 126H232V128H231ZM241 126V127H240ZM261 128H260V127ZM93 127V128H92ZM121 129H120V128ZM138 127V128H137ZM172 127L174 128L173 130H172ZM182 127V128H181ZM184 127H186V128H189V129H186V128H184ZM199 127V128H198ZM210 127H211V130H212V127H213V132L214 133H216V134H220L221 132V134L219 135L220 137H218V135L216 136L214 133L213 134H211L212 133V131L210 130ZM72 128H74V129H72ZM98 128V129H97ZM125 128H126V130L129 132V130H131L129 133H127V131L125 130ZM135 128V129H134ZM152 128H153V131H151L152 130ZM164 128V130H166V131H162V129ZM168 128V129H167ZM191 128V129H190ZM218 130L219 129V132L216 130V129ZM227 128H228V130L230 131H228L227 130ZM253 128H259L258 130H255V129H253ZM37 129V130H36ZM109 129V130H108ZM155 129V130H154ZM184 129H186V130H184ZM192 129L194 130V131H192ZM195 129H197L196 130V132H195ZM199 129V130H198ZM206 129V130H205ZM222 129V130H221ZM225 129V130H224ZM245 129H246V131H245ZM34 130V131H33ZM87 130H89V131H87ZM117 130V131H116ZM143 130V131H142ZM189 130V132H192V134H190L189 132H187ZM201 130V131H200ZM207 130H210V131H207ZM235 132H234V131ZM243 130V131H242ZM39 131V132H38ZM100 131V132H99ZM103 131H105V133L103 132ZM108 131V132H107ZM114 131H116L117 133H114L113 135H112V133L114 132ZM123 131V132H122ZM125 131V132H124ZM137 131V133H135ZM144 133V135H143V133ZM150 131V132H149ZM171 131H172V133H171ZM206 131H207V134H206ZM217 131V132H216ZM221 131V132H220ZM227 131V132H226ZM241 131V133H239V132ZM245 131V132H244ZM254 131V132H253ZM260 133H259V132ZM90 132V133H89ZM91 132H92V134H91ZM98 132V133H97ZM104 133V135H102L103 133ZM106 132H107V134H106ZM120 132V133H119ZM132 132H134V134H136V137L134 138V134L132 133ZM140 132V133H139ZM155 132V133H154ZM179 132V133H178ZM184 132H187L188 134H190L189 136H188V134L186 133H184ZM229 132V134H227ZM233 132V133H232ZM237 132L239 133V134H241L242 136H244L245 135V137L246 138H243L241 135H239V134H237ZM244 134H243V133ZM252 134L251 136H249V134L250 133ZM264 132V131H263ZM34 135H33V134ZM38 133V134H37ZM73 133V134H72ZM142 133V134H141ZM147 133V134H146ZM151 134V135H149V134ZM158 133V134H157ZM176 133V134H175ZM180 133H181V135H180ZM202 133H204V134H202ZM257 133H259V134H257ZM32 134V135H31ZM99 134H101L102 136H104V137H102L101 135L99 136ZM116 134H118L117 136H118V140H117V136H116ZM121 134V135H120ZM132 134V135H131ZM155 134V135H154ZM173 134H175V135H173ZM184 134L187 136V138H185V137H183L184 136ZM223 134H225V136H227V137H225ZM257 136H259V137H257ZM36 135H37V137H36ZM68 135H70L69 137H68ZM71 135H72V137H71ZM108 135V137H106ZM137 135H138V137H139V139H138V137H137ZM141 135L142 136H144V137H142L141 138ZM183 135V136H182ZM207 135V136H206ZM211 135H212V137H211ZM238 135V136H237ZM257 138H255L254 136ZM31 136H34V138L36 137V139H34L33 137L31 138ZM40 136V137H39ZM116 136V137H115ZM152 136V137H151ZM157 137V139H155V137ZM161 136H162V138H161ZM164 136V137H163ZM169 138H168V137ZM179 136H180V138H179ZM182 136V137H181ZM196 136V137H195ZM221 136H224V137H222L221 138ZM261 136V137H260ZM39 137V138H38ZM43 137V138H42ZM103 139H102V138ZM110 137V138H109ZM147 137V138H146ZM161 139H159V138ZM166 137V138H165ZM210 139H209V138ZM214 137H215V139H214ZM240 137V138H239ZM242 137V138H241ZM248 137V138H247ZM254 137V139H256V141L254 140V139H251V138H253ZM38 138V139H37ZM41 138V139H40ZM73 138V139H72ZM102 140H101V139ZM104 138H105V140H104ZM114 138V139H113ZM121 140H120V139ZM153 138V139H152ZM179 138V139H178ZM187 139V140H184V139ZM194 138V139H193ZM202 138H203V140H202ZM224 138V139H223ZM252 140V141H255V142H252L250 139ZM258 138H259V140H258ZM81 139V138H80ZM110 139H112V140H114V142L112 143V141L110 140ZM116 139V140H115ZM128 139H131V140H128ZM163 139V140H162ZM177 141H176V140ZM180 139L182 140V141H180ZM207 139V140H206ZM209 139V140H208ZM234 139V140H235ZM239 139H241L240 141H239ZM79 140V139H78ZM120 140V141H119ZM124 140V142H122ZM136 142H135V141ZM139 140L141 141V142H139ZM146 140V141H145ZM152 140H154V141H152ZM159 142H158V141ZM173 140L174 141V144H171L172 142L171 141ZM202 142H201V141ZM215 140H217L216 142H221L220 143V145H222V146H224V147H220V145L218 144V143H216L215 142ZM243 140V141H242ZM245 140V141H244ZM247 140V141H246ZM263 140H264V137H263ZM262 140V141H263ZM101 141H103V144H102V142ZM116 141H119L118 143L116 142ZM132 141H134V142H132ZM144 141V142H143ZM164 141V142H163ZM179 141V142H178ZM187 141V142H186ZM191 141H193V142H191ZM197 141V142H196ZM207 141H209V142H207ZM211 141H212V143H211ZM223 141V142H222ZM251 141V142H250ZM261 142V144L259 143V142ZM101 142V143H100ZM123 144H122V143ZM147 142H149V145H148V143ZM152 142V143H151ZM156 142V143H155ZM158 142V143H157ZM180 142H181V144L184 146H182L181 144H180ZM182 142H184V144L186 145V144H190V147H188L187 145H186V148L188 149H186V153H189L188 155L185 153V145L182 143ZM186 142V143H185ZM189 142V143H188ZM203 142H205V143H203ZM215 142V143H214ZM246 142H248V143H246ZM104 143H106V145H108V146H106V145H104ZM124 143H125V147H124ZM143 143H144V145H143ZM151 143V144H150ZM170 143V144H169ZM176 143H178V144H176ZM195 145H194V144ZM207 143H210L211 144V146H210V144H208L209 145V147L211 148L212 146V148H211V150H209L210 148L209 147H207L206 149V151L204 150L205 148V144H206V146H208L207 145ZM241 143V144H240ZM243 143H245V144H243ZM249 143H253L252 145L251 144H249ZM254 143H256V144H254ZM258 143V144H257ZM33 144H35L34 146H32ZM112 144H117L116 146H112ZM128 144H129V146H128ZM161 144V145H160ZM192 144H193V146H192ZM203 144V145H202ZM213 144V145H212ZM216 145V148H214L215 147V145ZM217 144L219 145V147L217 148ZM263 144V145H262ZM37 145V146H36ZM44 146V148H45V150H43V148L42 147H38V146ZM104 145V146H103ZM110 145H111V147H110ZM120 145V146H119ZM138 147H140V148H138ZM161 147H160V146ZM164 145H166L165 147H164ZM170 145V146H169ZM173 145V146H172ZM174 145H176L175 146V148L176 149H174ZM178 145V146H177ZM197 145V146H196ZM245 145V146H244ZM250 145V147H248ZM254 145H256V146H254ZM74 146V145H73ZM101 147V146H103L104 148H105V146H106V149H104L103 147V149H99V147ZM144 146V147H143ZM172 146V147H171ZM247 146V147H246ZM259 146V147H258ZM33 147H35V148H33ZM96 147H98L97 149H96ZM124 147V148H123ZM134 147H136V148H134ZM142 147V148H141ZM146 147V148H145ZM148 147V148H147ZM151 147H153V148H151ZM179 147H183V148H180V149H178ZM192 147V148H191ZM196 147V148H195ZM199 149H198V148ZM40 150H42V151H40L39 152V149ZM57 148V147H56ZM60 148V147H59ZM76 148H78V147H76ZM117 148V149H116ZM161 150H160V149ZM165 148H167V149H165ZM173 148V149H172ZM37 149V150H36ZM71 149L73 150V151H71ZM149 149V150H148ZM156 149H158V151L155 150ZM165 149V150H164ZM183 149V150H182ZM198 150V151H193V150ZM219 149V150H218ZM237 149V150H236ZM13 151V149H10L9 148V150L8 151ZM49 150V151H48ZM97 150H99V151H97ZM102 150V151H101ZM116 150V151H115ZM118 150V151H117ZM126 150H132V151H130L129 152V154H128V151H126ZM146 150V151H145ZM156 152H154V151ZM165 151L164 152V155H162L163 154V151ZM176 150V151H175ZM190 150V151H189ZM194 152V154H193V152ZM200 150V151H199ZM227 150L225 151V152H227ZM46 153H44V152ZM47 151V152H46ZM96 151V153H94ZM134 151H136L135 153H134ZM141 151L142 152H150L149 153V155H148V157L150 158V159H153L154 160V158H156L154 161H149V159L148 158H146L147 156H145V157H143V159H142V153H141ZM153 151V152H152ZM180 151V152H179ZM204 151V152H203ZM223 151V154L225 153ZM38 152V153H37ZM71 152H73V154L71 153ZM98 152V153H97ZM99 152H100V154H99ZM104 153V155H103V153ZM116 152H117V154H116ZM140 152V153H139ZM161 152V153H160ZM174 152H175V154L176 155H174ZM183 152H184V154H183ZM199 152H200V154H199ZM222 152V151H221ZM229 152H227V154L225 153L224 154V156H223V154L222 155H220V157H218V158H221V159H223V161H224V158L223 157H225V156H227V158L226 159H228L229 158ZM40 153V155H38ZM48 153V154H47ZM50 153V154H49ZM91 153V154H90ZM110 153V154H109ZM137 153L139 154V155H137ZM153 153V154H152ZM165 153H167L166 154V156H165ZM181 155H179V154ZM184 155L183 156V158H181L182 157V154ZM229 153V154H228ZM38 155V156H36V155ZM62 154V158H65L66 159V155L67 156H69V158H71L70 156H72V155H74V156H79L78 157V159L81 161V163H78V164H80V166H81V168L83 169V170H81V168H80V166L77 164V159H75L76 160V163H75V160L74 159H72L73 158V156H72V158H71V161L73 162V163H71L70 162V160L68 159V157H67V159L65 160V159H63V161L65 160V162L63 163V162H61L62 161V158H60L61 155ZM68 154H72V155H68ZM94 154V155H93ZM112 154V155H111ZM122 154H124V155H126V154H128V155H130L131 154V157L132 156H139V157H134V158H138L137 159V161L135 162V164L136 163H138V164H133V166H142V164L145 166H143V167H140L139 168V170L137 171V169H133L132 170V174L129 172V173H125L126 171V166L125 167H123L124 165H120V166H118V167H110V168H107L106 170H104V171H98V169H100V166L98 165V163L97 162H99V161H101V160H106V159H114V158H116V157H118V158H120V155H122ZM133 154V155H132ZM141 154V155H140ZM156 154V155H155ZM159 156H158V155ZM169 154V155H168ZM200 155V157H199V155ZM45 155V157H43V156ZM55 155V156H54ZM56 155H58V156H56ZM63 155H65V157L63 156ZM97 155V156H96ZM151 155H152V157H151ZM160 155L161 156H163L162 157V160L160 159L161 157H160ZM172 156V158H171V156ZM187 155V156H186ZM191 155H193L196 159H194V161H193V158L194 157H192ZM35 156H36V158H35ZM53 156V157H52ZM89 156V157H88ZM110 156V157H109ZM116 156V157H115ZM156 156V157H155ZM180 158H179V157ZM189 156V157H188ZM199 158H198V157ZM202 156V157H201ZM231 156V155H230ZM56 157H59V158H57L56 160H55V158ZM122 157H124V156H122ZM130 157V156H129ZM128 157V158H129ZM160 157V158H159ZM178 157V158H177ZM184 157H186V158H184ZM207 158V160H206V158ZM212 158V160H211V158ZM53 158V159H52ZM74 158H76V157H74ZM96 158V159H95ZM167 158H168V160H167ZM169 158H171V159H169ZM178 160H177V159ZM190 158H191V160H190ZM201 158H204V159H201ZM44 159V160H43ZM51 159V160H50ZM60 159V160H59ZM87 159V160H86ZM98 159H100V160H98ZM145 159V160H144ZM146 159H147V161H146ZM164 159H165V161H164ZM181 159H183V162L181 161ZM186 159V160H185ZM188 159H189V161H191V163H188L189 161H188ZM92 160H93V162H92ZM95 160H97V161H95ZM142 160H144V161H142ZM157 160H159V161H157ZM180 160V161H179ZM204 160H206V161H204ZM209 160H211V161H209ZM46 161V162H45ZM56 161V162H55ZM57 161H58V163H57ZM89 161V162H88ZM95 161V162H94ZM142 161V162H141ZM171 161H173V162H171ZM181 162V164H182V167H181V164L180 163H178L177 164V162ZM187 163H186V162ZM192 161H193V163H192ZM199 162V163H197V162ZM43 162V165H44V167L46 168V170L44 171V167H43V165L41 164ZM56 164H58L59 165V167H61V168H59L58 167V165L56 164H54V163ZM67 162H69V164L67 163ZM92 162V163H91ZM148 162H150V163H152V164H154L155 166H153V167H151V165L149 166L148 165ZM158 163V165H157V163ZM163 162V163H162ZM203 162H205V163H203ZM211 162V163H210ZM215 164L216 163V165H214L213 163ZM218 162V163H217ZM48 163V164H47ZM52 163V164H51ZM87 163L85 164V165H87ZM97 163V165H94V164H96ZM134 163V162H133ZM172 163V164H171ZM174 163H176L175 165H173ZM184 163H186V164H184ZM51 164V165H50ZM63 164H65V165H69V167H71V168H75V165L77 164V166H78V168H79V171L80 172H78L77 170L78 169H76L77 168V166H76V170H75V173H74V170H72L71 168L69 169V167H68V169L70 170H67L66 168L67 167H65ZM167 164V165H166ZM169 164V165H168ZM183 164H184V166H183ZM193 164V165H192ZM201 166H200V165ZM213 164V165H212ZM60 165H62V166H60ZM71 165V166H70ZM160 165V166H159ZM179 165H180V167H179ZM186 165H188L187 167H186ZM192 165V166H191ZM209 167H208V166ZM210 165L212 166V167H214L213 169H210V168H212V167H210ZM48 166H49V168H48ZM51 166V167H50ZM52 166H53V168H52ZM55 166V167H54ZM73 166V167H72ZM93 166H94V169H92L91 170V168H93ZM130 166H132V164L130 165ZM164 166V167H163ZM168 166V167H167ZM200 168H199V167ZM203 166V167H202ZM39 167H42V173L39 171ZM57 167V168H56ZM96 167H97V169H96ZM99 167V168H98ZM121 167V168H120ZM161 167H163V168H161ZM184 167V168H183ZM63 168V169H62ZM119 170H117V169ZM120 168V169H119ZM181 168H183V169H186V170H183V169H181ZM196 168V169H195ZM201 168H202V170H201ZM206 168H208V169H210V170H208V169H206ZM57 169V170H56ZM59 169H61V170H59ZM123 169H124V171H123ZM152 169H157V171L159 170V172L161 173V174H164L165 175V177L167 178V177H170V178H167V179H169V180H171V182L170 183H168L169 181L167 180L164 184H163V187L162 188H157V189H154V190H152L151 188H144V189H142L141 187H140V185L139 184H143V182L145 181V182H147L148 180H147V178L146 177H149V179L151 180V175H152ZM173 169V170H172ZM181 169V170H180ZM47 170L49 171V173L47 172ZM54 170V171H53ZM59 170V171H58ZM136 170V171H135ZM167 170V171H166ZM206 172H205V171ZM216 170V171H215ZM67 171H69V173H72V171H73V175L71 174L70 176H68L69 175V173H67ZM84 171V172H83ZM94 171V173L92 174V176H93V178L95 177V178H98L99 180V182H104L105 180V182H109V186H108V184L107 183H100V184H98V181L96 180V179H94V181H97V182H95L94 184H93V181H92V183L89 181V180H91V179H93L91 176H90V174L92 173ZM96 171V172H95ZM141 172V173H137V172ZM150 171V172H149ZM165 172V173H163V172ZM176 171H178V172H176ZM198 173H197V172ZM38 172H40V173H38ZM45 172H47V173H45ZM64 172H66V175L64 174ZM81 172H83L82 174H81ZM91 172V173H90ZM101 172V173H100ZM116 172V173H115ZM118 172H124V174H122L121 173V175H120V173H118ZM146 172H147V174L149 173V176L146 174ZM214 172V173H213ZM76 173L78 174V176H79V178L77 177V175H76ZM80 173V174H79ZM97 173V174H96ZM105 175H104V174ZM108 173V174H107ZM112 173V174H111ZM135 173V174H134ZM150 173H151V175H150ZM198 174V175H196V174ZM45 174H47V176L48 177H46V175ZM49 174V175H48ZM50 174H52V175H50ZM85 174L86 175H89L90 177H89V183L91 184V185H86L87 186V190H88V192L87 193H90L91 191H95L96 189L95 188H97V193H96V195H94V193L93 192H91V195H89V194H87V196H86V194L84 193V194H81V192L83 193V192H86V191H83L82 189L85 187V185H83V183L85 184V182H87V180L86 179H84V178H86V177H88V176H86L85 177ZM97 175L98 177H96L95 175ZM101 174V175H100ZM110 174V175H109ZM115 174H117V175H115ZM137 174V175H136ZM139 174V175H138ZM169 174V175H168ZM171 174H173V175H171ZM178 174V175H177ZM189 174H193L194 175V177L193 178H191L193 175H191V177H190V175ZM43 175V176H42ZM56 175H59L60 177L58 178V176L56 177ZM61 175H63V176H61ZM100 175V176H99ZM114 175V178L112 177ZM189 175V176H188ZM195 175H196V177H195ZM215 175V176H214ZM39 176V177H38ZM45 176V177H44ZM49 176H51V177H49ZM80 176H81V178H80ZM105 176H107V177H112L114 180H113V183H111L112 182V179L109 177V178H107V179H105L104 177ZM115 176H119L120 178H119V183H117L118 181L117 180H115V179H118V177L117 178H115ZM128 176V177H127ZM134 176H136V177H134ZM140 176V177H139ZM187 176V177H186ZM197 176H198V178H197ZM209 176V177H208ZM213 176V177H212ZM44 177V178H43ZM55 177V178H54ZM62 177V178H61ZM64 177H65V180H64ZM126 177V178H125ZM178 177V178H177ZM204 177V178H203ZM34 178V181H36L37 179L38 180H42L45 184H46V186H45V184L43 185L42 184V181H38L39 182V184L41 185V188H40V185L37 183V182H35L34 183V181L32 180ZM36 178V179H35ZM46 178V179H45ZM67 178V179H66ZM71 179V181H70V179ZM75 180H74V179ZM78 178V179H77ZM84 180H86V181H83V179ZM91 178V179H90ZM100 178H102V180L100 179ZM122 178H124L123 180H122ZM136 178V179H135ZM143 178H144V180H143ZM187 178V179H186ZM189 178H191V180L193 181V183L191 182V185H190V182H188V179ZM196 178H197V181H196ZM217 178H219V177H216L215 178V180H216V182L217 181H220V180H218ZM54 179V180H53ZM60 179V180H59ZM103 179H104V181H103ZM129 179V180H128ZM141 179L143 180V182L142 183H139V181L137 182V180H140L141 181ZM147 181H146V180ZM163 179H165V178H163ZM172 179H173V181H172ZM177 179V180H176ZM200 179V180H199ZM207 179H208V181H207ZM31 180V181H30ZM57 180V181H56ZM64 180V181H63ZM66 180H67V183H66ZM72 180H74L73 182L75 183V182H77L78 180H81V181H78L77 183L79 184L80 182L82 183V185H80V186H78V184L76 183V184H73V182H72ZM101 180V181H100ZM111 182H110V181ZM127 180V181H126ZM135 180V181H134ZM186 180H187V182L189 183H187L186 182ZM190 179H189V181H191ZM198 180H199V182H200V185H199V183H198ZM201 180H203V183H201L202 181ZM213 179H211L210 180V182H212V183H214L216 186H214V184H212V183H210L209 182V184H210V188L209 189H211V187L213 188V189H211V190H215L214 188H216V190L217 189H219L220 188V186H222L223 185V182L222 181H220V182H222V183H220L219 182V184H221L220 186H219V184L218 183H215V180L214 181H212ZM27 181L29 182V183H27ZM47 181V182H46ZM50 181V182H49ZM56 181V182H55ZM63 181V182H62ZM121 181V182H120ZM178 183H177V182ZM182 181V182H181ZM196 181V182H195ZM207 181V182H206ZM53 182V183H52ZM130 182H132L130 185L131 186H135V185H137V183H138V185H137V190H139L140 188H141V191L143 190H145L146 189V191H140V192H136V193H132L134 196H136L135 198L136 199H134V196L133 197H131L132 196V194H131V196H130V194H125L127 191H126V187H125V184L126 185H128L129 186V183ZM144 182V183H145ZM195 182V183H194ZM204 182H205V184H206V187H205V184H204ZM30 183H32V184H30ZM48 183V184H47ZM50 183V184H49ZM55 183V184H54ZM61 183V184H60ZM69 183H71V185L69 184ZM80 183V184H81ZM88 183V182H87ZM86 183V184H87ZM88 183V184H89ZM110 183L111 184H113V185H110ZM115 183H116V185H115ZM122 183V184H121ZM134 183V184H133ZM136 183V184H135ZM174 183V184H173ZM182 183V184H181ZM224 183H225V181H224ZM38 184V185H37ZM70 185V187H69V185ZM101 184H102V186L103 185H105V186H101ZM168 184H171V185H168ZM174 186H173V185ZM188 184V185H187ZM29 185L30 186H32V187H29ZM42 185H43V187H42ZM52 185H54V186H52ZM63 185V186H62ZM75 185V186H74ZM101 187H100V186ZM123 185V186H122ZM164 185H167L168 187H165ZM176 185V186H175ZM184 185H186L185 187H184ZM202 185V186H201ZM204 185V186H203ZM208 185V186H207ZM211 185H213V186H211ZM36 186H37V188H36ZM38 186H39V188L42 190L40 193H38L39 191H40V189L38 188ZM75 187V189H74V187ZM82 186H84L82 189L80 188V187H82ZM89 186H91L92 187V189H91V187L89 188ZM93 186H97V187H93ZM98 186H99V188L100 189H102V191H100L99 189H98ZM139 186V187H138ZM179 186V187H178ZM183 186V187H182ZM188 186V187H187ZM192 186V187H191ZM196 186H198V187H196ZM28 187V188H27ZM45 187V188H44ZM62 187V188H61ZM79 189H81V190H78V188ZM123 187H125V188H123ZM176 187V188H175ZM200 187H203V189L202 188H200ZM46 188L47 189H50V190H48L47 192H46ZM53 188H55V189H53ZM86 188V187H85ZM91 189V190H89V189ZM109 188V189H108ZM123 188V189H122ZM168 190V189H170V190H168V191H166V189ZM177 188H179V189H177ZM188 188L190 189V191H188ZM59 189V190H58ZM105 189V190H104ZM118 189V190H117ZM121 189H122V191H121ZM124 189H125V193H124ZM151 189V190H150ZM160 189H161V191H160ZM208 190V191H206V190ZM43 190H45V194L47 195V197L45 196V198H47V199H45L44 198V196H43ZM57 191V193H60V194H56V191ZM64 190V191H63ZM78 190V191H77ZM86 190V189H85ZM107 190V191H106ZM157 190V191H156ZM199 190H201V192H204V193H200V191ZM203 190V191H202ZM28 191V192H27ZM50 191H53V193H51ZM69 191V192H68ZM73 191V192H72ZM75 191H76V193H75ZM100 193H99V192ZM104 191V192H103ZM114 191V192H113ZM148 191V192H147ZM155 191H156V193H155ZM158 191H160V192H158ZM172 191V192H171ZM26 192V193H25ZM48 192H50V195H49V193ZM68 192V193H67ZM121 194V196H120V194ZM185 192V193H184ZM191 193V194H189V193ZM28 193V194H27ZM30 193V194H29ZM41 194L40 196L39 195H37L38 197H40V198H38L37 196H36V198H38V199H36V200H38V201H36V200H34V198H35V195L36 194ZM67 193V194H66ZM71 195H70V194ZM92 193H93V195H92ZM117 193V194H116ZM140 193V194H139ZM141 193H143V194H141ZM147 193V194H146ZM165 193V194H164ZM23 194V195H22ZM24 194H26V195H24ZM44 194V195H45ZM52 194V195H51ZM66 194V195H65ZM73 194V195H72ZM79 194V195H78ZM113 194V195H112ZM123 194V195H122ZM125 194V195H124ZM150 194H152V195H150ZM156 194V195H155ZM186 194H188V195H186ZM204 195V196H209V195ZM17 195V196H16ZM23 197H22V196ZM29 195V196H28ZM62 197H61V196ZM127 195H129V196H127ZM143 195H146V196H143ZM154 195V196H153ZM159 195V196H158ZM181 195V196H180ZM15 196H16V198H15ZM18 196L20 197V198H18ZM34 197L33 199H30L29 198V200H31L29 203H28V197ZM43 196V197H42ZM53 196V197H52ZM56 196V197H55ZM64 196H66V197H64ZM74 196H75V198H74ZM84 196H86L87 197V199L86 198H81V197H84ZM107 196V197H106ZM117 196H119V197H117ZM122 196H124L123 198H122ZM137 196H139V197H137ZM179 196V197H178ZM186 196V197H185ZM27 197V198H26ZM44 198V200L42 199V198ZM101 199H100V198ZM113 197H115L114 199H113V201H111V199ZM126 197V198H125ZM130 197V198H129ZM142 197V198H141ZM147 197H149V198H147ZM158 197V198H157ZM23 198V199H22ZM26 198V199H25ZM48 198H50V199H48ZM52 198V199H51ZM57 198V199H56ZM60 198V199H59ZM61 198L63 199V202H62V200H61ZM78 198V199H77ZM88 198L90 199V200H88ZM99 198V199H98ZM129 198V199H128ZM138 198H139V200H138ZM185 198V199H184ZM196 198V197H195ZM40 199H42V201H39ZM67 199V200H66ZM95 199H98V200H95ZM119 201H118V200ZM132 199V200H131ZM144 199H145V203L143 202L144 201ZM148 199V200H147ZM173 199V200H172ZM184 199V200H183ZM33 200V201H32ZM47 200H48V202H47ZM50 200V201H49ZM58 200V201H57ZM60 200H61V202H60ZM81 200V201H80ZM82 200H84V201H82ZM115 200V201H114ZM127 200V201H126ZM129 200V201H128ZM164 200V201H163ZM169 200V201H168ZM180 200V201H179ZM191 200H193V201H191ZM77 201V202H76ZM78 201H80V202H78ZM87 201V202H86ZM92 201V202H91ZM94 201V202H93ZM112 202L113 204H112V206H111V203L109 204V202ZM116 201H118V202H116ZM160 201V202H159ZM179 201V202H178ZM213 202L214 200H212V199H210L209 200V202L207 201V203H206V207L205 208H207V206H209V205H211L212 203L211 202ZM31 202H33V203H31ZM53 202H55V203H53ZM72 202V203H71ZM74 202H76V203H74ZM95 202H97V205H95V204H92V203H95ZM99 202V203H98ZM102 202H104V204L102 203ZM114 202H116V203H114ZM120 202V203H119ZM126 202V203H125ZM154 202V203H153ZM216 201H214V203H215ZM30 203H31V207H29V205H30ZM43 203H44V205H43ZM69 203V204H68ZM100 203H101V206H99L100 205ZM107 203V204H106ZM124 203V204H123ZM163 204V206L161 205V204ZM181 205H180V204ZM210 203V204H209ZM52 204V205H51ZM60 204V205H59ZM99 204V205H98ZM116 204V206H114ZM123 204V205H122ZM136 204V205H135ZM148 204V205H147ZM26 205H28V207L26 206ZM55 205V206H54ZM66 207H64V206ZM74 207H73V206ZM83 205V206H82ZM85 205V206H84ZM92 205V206H91ZM107 205V206H106ZM122 205V206H121ZM134 205V206H133ZM141 205V206H140ZM156 205V206H155ZM172 205V206H171ZM177 205V206H176ZM184 205V206H183ZM187 205V206H186ZM213 205V204H212ZM225 205V204H224ZM25 206H26V208H25ZM42 206H44V207H42ZM48 206V207H47ZM54 206V207H53ZM61 206V207H60ZM63 206V207H62ZM68 206V207H67ZM80 206H82V207H80ZM94 206V207H93ZM95 206H99V207H96L95 208ZM102 206H103V208H102ZM105 206V207H104ZM114 206V207H113ZM144 206V207H143ZM176 208H175V207ZM182 206V207H181ZM192 206V207H191ZM193 206L195 207V208H193ZM214 206V205H213ZM47 207V208H46ZM52 207V209H50ZM57 207V208H56ZM74 209H73V208ZM93 207V208H92ZM128 207V208H127ZM181 207V208H180ZM39 208H41V210L39 209ZM54 208V209H53ZM71 208V209H70ZM77 208V211H78V214H77V211L75 210ZM82 208V209H81ZM102 208V209H101ZM106 208H108V209H106ZM112 208V209H111ZM144 208V209H143ZM156 208V209H155ZM164 208V209H163ZM172 208V209H171ZM181 210H180V209ZM188 208V209H187ZM38 209V210H37ZM44 209V210H43ZM66 209H68V211L66 210ZM90 209V210H89ZM98 209V211H97V213H96V210ZM99 209H100V211H99ZM106 209V210H105ZM116 209H117V211H116ZM129 211H131V212H129ZM141 209V210H140ZM155 209V210H154ZM175 209V210H174ZM179 211H178V210ZM189 209H191L192 211L190 212L189 211ZM56 210V211H55ZM61 210V211H60ZM64 210V211H63ZM71 210V211H70ZM80 210H82V211H80ZM104 210V211H103ZM127 210V211H126ZM143 210V211H142ZM149 210V211H148ZM157 210V211H156ZM188 210V211H187ZM35 211L38 213H35ZM47 211V212H46ZM50 211V212H49ZM58 211V212H57ZM74 211H76L75 213H74ZM95 213H94V212ZM109 211V212H108ZM122 211H124V213L122 212ZM133 211H135V214H136V216H138V217H136L135 216V214H134V212ZM137 211V212H136ZM139 211H141V212H139ZM161 211V212H160ZM164 211V212H163ZM170 211V212H169ZM172 211V212H171ZM200 211V212H199ZM29 212H30V214H31V212L33 213L34 212V215H29ZM41 212V213H40ZM43 212V213H42ZM49 212V213H48ZM55 214H54V213ZM65 212H66V214H65ZM81 212V213H80ZM100 212V213H99ZM105 212H107V213H105ZM112 212V213H111ZM127 212V213H126ZM129 212V213H128ZM160 212V213H159ZM168 212V213H167ZM175 212V213H174ZM191 214H190V213ZM195 212V213H194ZM23 213H20V215L21 216H23L22 214ZM57 213V214H56ZM69 213V214H68ZM79 213H80V215H79ZM109 213H110V215H109ZM115 213V214H114ZM122 215H124V216H122ZM134 215H133V214ZM139 213H141V214H139ZM147 213V214H146ZM177 213H178V215H177ZM45 214V215H44ZM47 214H48V216H47ZM51 214V215H50ZM65 214V216H63ZM75 214V215H74ZM127 214H128V216H127ZM145 216H144V215ZM159 214V215H158ZM168 214V215H167ZM198 214V215H197ZM202 214V215H201ZM204 214V215H203ZM28 215V216H27ZM37 215H38V217H37ZM74 215V217H70V216H73ZM79 215V216H78ZM87 215V216H86ZM105 215V216H104ZM125 215H126V217H128L129 219V221H131V225H129L130 224V222L127 220V218L125 217ZM129 215H131V216H129ZM134 217H133V216ZM140 215V216H139ZM158 215V216H157ZM183 215H184V217H183ZM200 215V216H199ZM42 216V217H41ZM51 216V217H50ZM52 216H53V219H52ZM122 216V217H121ZM177 216V217H176ZM185 216H187V218L185 217ZM210 217V219H211V221H212V223H211V221H209L210 219H209V217ZM44 217H46V218H44ZM59 217V218H58ZM68 217H70V218H68ZM110 217V218H109ZM160 217V218H159ZM201 217H203L204 219H200ZM38 218V219H37ZM40 218H41V220H40ZM43 218V219H42ZM65 218H68V219H65ZM83 218V219H82ZM113 218H116V219H113ZM138 220V222H137V220ZM155 218L157 219V220H155ZM192 220H191V219ZM6 218H3V221L5 220ZM24 219V220H25ZM30 219V220H29ZM32 219V220H31ZM48 219H50V220H48ZM80 219V220H79ZM125 219L127 220V221H125ZM131 219V220H130ZM148 219H150V220H148ZM154 219V220H153ZM163 219V220H162ZM171 219V220H170ZM173 219V220H172ZM182 219H187V221H186V223H185V225L182 223ZM27 220H25V223L27 222ZM40 222H39V221ZM48 220V221H47ZM71 220V221H70ZM110 220H115V223L117 222V221H119L120 220V222H118V223H121V224H115L114 222H108V221H110ZM133 220V221H132ZM135 220V221H134ZM143 220V221H142ZM200 221V223L203 221L204 222V224L206 225H204L203 224V222H202V224H199V223H197V222H199ZM9 221H12V220H10L9 219ZM44 221H45V223H44ZM49 221H50V223H49ZM65 221V222H64ZM86 221V222H85ZM124 221V222H123ZM145 221V222H144ZM165 221V222H164ZM175 221V222H174ZM196 221V222H195ZM205 221H206V223H205ZM213 221H215V222H213ZM216 221L218 222V224L220 223V226L216 223ZM5 223H8L7 222V220H5L4 221ZM36 222H37V224H36ZM43 222V223H42ZM71 222V223H70ZM128 222V223H127ZM135 224V227L136 228H134V224ZM137 222V223H136ZM152 222V223H151ZM170 222V223H169ZM181 222V223H180ZM193 222H194V224L196 223L197 224V226H198V224H199V227H197V229H198V233L200 232H204V235H203V232H202V234H198L197 233V229H195V233H194V229H192L193 227H194V224H193ZM250 222V223H249ZM249 222H247V226H251L252 225V222L251 221H249ZM3 223V222H2ZM11 223H14V222H9L8 224L10 225ZM33 223V224H32ZM40 223H42V224H40ZM55 223V224H54ZM69 223V224H68ZM100 223V224H99ZM102 223V224H101ZM105 223V224H104ZM112 224V223H114V225L112 224V227H111V225L110 226H107L106 224ZM141 225H139V224ZM144 223V224H143ZM159 223V224H158ZM161 223H163V224H161ZM187 223L188 224H193L192 226L191 225H187ZM207 223L208 224H211L212 225V230H213V232H212V230L209 228V227H207ZM216 225H214V224ZM249 223V224H248ZM8 224H1V225H3V226H5V228H6V226H8ZM60 224V225H59ZM84 224V225H83ZM133 224V225H132ZM137 224L139 225V226H137ZM147 224V225H146ZM153 224V225H152ZM165 224V225H164ZM221 224H222V226H221ZM35 225H36V227H35ZM68 225V226H67ZM70 225V226H69ZM78 226V227H76V226ZM80 225V226H79ZM86 225V226H85ZM103 226V227H101L100 226V229H98V228H96L97 226ZM108 227V229H107V227ZM116 225V226H115ZM117 225H118V227H117ZM152 225V226H151ZM181 225V226H180ZM201 225V226H200ZM11 226H13L12 228H16V225H15V227H14V224H11ZM10 226V227H11ZM31 226V227H30ZM33 226V227H32ZM90 226H95V228H96V230L95 229H92L91 231H87L88 230V227H90ZM158 226H161V227H158ZM179 226V227H178ZM187 226H190V228L192 229H190L189 227H187ZM213 226L216 228H214L213 229ZM51 227V228H50ZM83 227H85V228H83ZM105 227V228H104ZM128 227V228H127ZM152 227V228H151ZM155 227V228H154ZM157 227V228H156ZM164 227V230L163 229H161V228H163ZM166 227V228H165ZM174 227V228H173ZM201 227H203V229H201ZM221 227V228H220ZM62 228H63V231H62ZM74 228V229H73ZM80 228V229H79ZM103 228V229H102ZM115 228V229H114ZM125 228H127V229H125ZM159 228V229H158ZM176 228V229H175ZM187 228V229H186ZM189 228V229H188ZM201 230H200V229ZM9 229H11V228H6V230H9ZM21 229V228H20ZM39 229V230H38ZM44 229V230H43ZM60 229V230H59ZM82 229V230H81ZM99 231H98V230ZM107 229V230H106ZM111 229V230H110ZM119 230V232H118V230ZM124 229V230H123ZM153 229H155V230H153ZM161 229V230H160ZM181 229V230H180ZM206 229H207V232H205L206 231ZM5 230V231H6ZM12 230V229H11ZM16 230V229H15ZM71 230V231H70ZM94 230H95V232L96 231H98L97 233H95L94 232ZM106 230V231H105ZM132 230V231H131ZM137 230H139V232L137 231ZM147 230V231H146ZM152 230V231H151ZM165 230H166V232H165ZM177 230H178V232H177ZM211 232H210V231ZM218 230L220 231V233H218ZM14 231V230H13ZM21 232V230H17V232ZM38 231H40V232H38ZM50 231V232H49ZM67 231V232H66ZM77 231V232H76ZM121 231V232H120ZM126 231V232H125ZM136 231V232H135ZM150 231V232H149ZM170 231V232H169ZM181 231V232H180ZM190 231V232H189ZM7 232V234H10V230L9 231H6ZM18 232V233H19ZM21 232V233H22ZM35 232H37V233H35ZM52 232V233H51ZM92 232H94V234L92 233ZM118 232V233H117ZM193 234H192V233ZM211 233V236H209L208 234L209 233ZM216 232V233H215ZM11 233H12V231H11ZM16 233V231L13 233V234H15ZM18 233H16V234H18ZM48 233V234H47ZM61 233V234H60ZM70 233H72V234H70ZM83 233V234H82ZM88 233V234H87ZM90 233V234H89ZM121 233H122V235L124 236L125 234H126V236H124L123 238L122 237H120V240L119 239H115V241H111V240H114V239H111L112 238V234L113 235H121ZM124 233V234H123ZM128 233H130L129 235H127ZM134 233H139V235H141V236H143V237H141V236H139V235H137V234H135V239H134ZM142 233V234H141ZM149 233V234H148ZM151 233V234H150ZM180 235H179V234ZM207 233V234H206ZM47 234V235H46ZM52 234V235H51ZM58 234V235H57ZM63 234V235H62ZM147 234V235H146ZM163 234H164V236H163ZM184 234V235H183ZM196 234V235H195ZM198 234V235H197ZM218 234H219V236H218ZM11 235V234H10ZM38 235L39 236H41V239L40 238H38ZM67 235H69V236H67ZM93 235V236H92ZM133 235V236H132ZM166 235H169V236H166ZM175 235V236H174ZM193 235V236H192ZM195 235V236H194ZM203 235V236H202ZM206 235V236H205ZM208 235V236H207ZM218 237H217V236ZM45 236V237H44ZM52 236V237H51ZM64 236V237H63ZM104 236V237H103ZM111 236V237H110ZM129 236V237H128ZM131 236V237H130ZM147 236V237H146ZM156 236V237H155ZM161 236V237H160ZM162 236L163 237H165V238H163L164 240L167 238H171L172 237V239H166L165 240V242L163 241V239H162ZM173 236H174V238H173ZM179 236H182V238H180ZM186 236V237H185ZM200 236V237H199ZM216 236V237H215ZM235 236V237H234ZM78 237V238H77ZM86 237V238H85ZM98 237V238H97ZM133 237V238H132ZM178 239H177V238ZM184 237V238H183ZM197 238V239H195V238ZM203 237V238H202ZM208 237V238H207ZM219 237H221V238H219ZM69 238V239H68ZM71 238V239H70ZM73 238H74V240H73ZM76 238V239H75ZM81 238V240L79 241V239ZM107 238H108V240H107ZM109 238L111 239L110 241H109ZM125 238V239H124ZM130 238H132V240L130 241ZM163 241H161L160 239ZM186 238V239H185ZM202 238V239H201ZM210 238H211V240H210ZM213 238V239H212ZM217 238V240H219L218 242H217V240H215ZM224 238V239H223ZM229 238H231V239H229ZM39 239V240H38ZM48 239V240H47ZM49 239H51V240H49ZM77 239H78V241H77ZM99 239V240H98ZM124 239V240H123ZM143 239H145V240H143ZM174 239V241L172 242V240ZM181 239V240H180ZM204 240V241H201V240ZM207 239V240H206ZM208 239H209V241L210 242H212V243H207L208 242ZM228 239H229V244L227 243V242H225V241H228ZM32 240H34V241H32ZM76 240V241H75ZM119 240V241H118ZM136 242H135V241ZM159 240H160V242H159ZM176 240H179V241H176ZM187 240V241H186ZM189 240H191V242L192 241H194V242H192V243H190V241ZM199 240V242L201 243L202 242V245L200 244V243H198L197 241ZM214 240V241H213ZM223 240H224V242H223ZM231 240V241H230ZM237 240H238V238H237ZM32 241V242H31ZM38 241V242H37ZM40 241V242H39ZM46 241V242H45ZM87 241V242H86ZM102 243H101V242ZM109 241V243L107 244V242ZM120 241H122L121 243H120ZM129 241V242H128ZM133 241V242H132ZM141 241H143V242H141ZM146 241H147V244H145L146 243ZM195 241H196V243H197V246L198 245H200L203 249H201V247L200 246H198L199 247V249H201V250H199V249H197V246L195 245L196 243H195ZM220 241H222V242H220ZM232 241L233 242H236V243H233V244H231L232 243ZM37 242V243H36ZM79 244H78V243ZM105 242H106V244H105ZM128 242V243H127ZM131 242H132V244H131ZM158 244H157V243ZM167 242L169 243V244H167ZM176 242V243H175ZM177 242H179V243H177ZM31 243V244H30ZM34 243V244H33ZM40 243V244H39ZM48 243V244H47ZM85 243V244H84ZM87 243V244H86ZM117 243V244H116ZM123 243V244H122ZM127 243V244H126ZM130 243V244H129ZM134 243V244H133ZM155 243H156V245H157V247H154V245H155ZM161 243V244H160ZM164 243H165V247H163L164 246ZM172 243V244H171ZM189 243V244H188ZM219 244V243H224V244H226V245H224V244H219L218 246H219V248L218 247H216V248H218L219 250L216 252V248L214 249V247L215 246H217V244ZM242 244V247H245V248H242V247H240L241 246V244ZM38 244V245H37ZM76 244H78V245H76ZM119 244V245H118ZM129 244V245H128ZM139 244V245H138ZM140 244H143V246H141ZM154 244V245H153ZM173 244H175V245H173ZM192 245V248H187L188 246L187 245ZM207 244L208 246H205V245ZM211 244H213L212 246H210ZM32 245V247H36V248H32V247H30ZM37 245V246H36ZM45 245V246H44ZM81 245V246H80ZM100 245V246H99ZM105 245H107V246H105ZM124 245V246H123ZM132 245H134V246H132ZM152 245V247H150ZM155 245V246H156ZM168 245H170V247H168ZM173 245V247H171ZM191 245H190V247H191ZM195 245V247L196 248H194L193 246ZM215 245V246H214ZM231 245V249H233V250H231L232 251V253L230 254V252H228L230 255H228V253L226 254V252L227 251H229L230 250V248H229V246ZM240 245V246H239ZM95 247L96 248V250H97V252H96V250L93 248V247ZM97 246H99V247H97ZM105 246V247H104ZM109 246V247H108ZM115 246V247H114ZM118 246V247H117ZM127 246V247H126ZM129 246H131V247H129ZM140 246H141V248H140ZM158 246H160L161 248H163V249H165L164 251L166 252L165 254H164V252L162 251V249L160 248V249H156V248H158ZM210 246V247H209ZM222 246H224V247H227L226 248V251L224 250L225 248L223 247V250H222ZM238 246V247H237ZM236 247L238 248L237 249V255H238V253L240 254V255H242V254H247L248 253V251H247V253H245L246 252V250H249V252L251 253V246L250 245H248V244H244V246H243V243L242 242H239L238 243V245H237ZM250 248H249V247ZM6 247H9V246H6ZM40 247H42V248H40ZM80 247H81V249H80ZM117 247V248H116ZM121 247H125V249H126V253H124L125 252V250H122L121 249ZM137 247V248H136ZM139 247V248H138ZM147 247H150V248H153V249H150V248H148V250L146 249L145 250V252H144V248H147ZM167 247V248H166ZM240 247V248H239ZM11 248V246L9 247V249ZM26 248H27V250L28 251H26ZM92 248V249H91ZM111 248V249H110ZM131 248V249H130ZM136 248V249H135ZM182 248V249H181ZM185 248V252L186 251H189V249H190V251H189V254H188V252H182L183 251V249ZM186 248H187V250H186ZM209 249V248H213V249H209L210 251L212 250V251H214V253L217 255H219L220 253H221V251H222V256H221V258L219 257L218 258V255L216 256V255H214V254H209V253H213V252H210L209 250V252L208 251H206L205 249ZM247 248H249V249H247ZM4 249H6V250H8L7 248H4ZM32 249H34V250H32ZM85 249V250H84ZM93 250V252L91 251V250ZM102 249V250H101ZM107 249V250H106ZM117 249H119V251L121 252V251H124V252H119L120 254H117V255H120L119 257L117 256V255H113V253H112V256H114V259H112V257L111 256H109V254L111 253V252H113L114 250H116L117 251ZM134 249V250H133ZM153 252H151L150 250ZM168 249V250H167ZM195 251H194V250ZM228 249V250H227ZM243 249H246V250H244V252L242 251ZM3 250V249H2ZM24 250V251H23ZM32 250V251H31ZM35 250H36V253H35ZM82 250H84V251H82ZM155 250V251H154ZM156 250H158L159 252H160V254H159V252H157ZM167 250V251H166ZM182 250V251H181ZM51 251H52V253H51ZM71 251H72V253H71ZM87 251V252H86ZM94 251L96 252V253H94ZM107 251H110V252H108L109 254H107ZM147 251L149 252V254H147ZM176 251H177V254H175L176 253ZM202 251V252H201ZM220 251V252H219ZM224 251V252H223ZM234 251V252H233ZM238 251H242V254H241V252H238ZM5 252H8V251H5ZM4 252V250H3V253L4 254H7V253H5ZM9 252H10V250H9ZM24 252V253H25ZM31 252H33V253H31ZM65 252V253H64ZM82 252V253H81ZM85 252V253H84ZM138 252V253H137ZM157 254H156V253ZM162 252H163V254H164V256H163V254H162ZM168 252H169V254H168ZM175 252V253H174ZM191 252V253H190ZM3 253H2V255H3ZM35 253V254H34ZM39 253V254H38ZM81 253V254H80ZM103 253H105L106 255H104ZM124 253V254H123ZM137 253V254H136ZM141 253V254H140ZM173 253H174V255H173ZM181 253V254H180ZM183 253H185V256L188 254L189 256H187V258H189V257H191V255H192V257H193V261L192 262H189L190 260L189 259H191V258H189L188 260L186 259H184L183 257H182V255H184ZM224 253V254H223ZM9 254V253H8ZM7 254V255H8ZM32 254V255H31ZM39 255V256H37L36 257V255ZM66 254V255H65ZM70 254V255H69ZM73 254L75 255V256H73ZM93 254H95V255H93ZM97 254L99 255V256H97ZM143 254H145V255H147V256H144ZM167 254H168V256H169V260H168V256H167ZM170 254H172V255H170ZM31 255V256H30ZM35 257H34V256ZM80 255V256H79ZM89 255V256H88ZM104 255V256H103ZM107 255H108V257H107ZM122 255H123V257H122ZM124 255H126L125 256V258H124ZM131 255V256H130ZM140 255V256H139ZM158 255L159 257H156V256ZM175 255H177V256H179V257H176L175 258ZM181 255V256H180ZM1 256V255H0ZM34 257L36 260H34L33 258H30V257ZM64 258H63V257ZM79 258H78V257ZM84 256V257H83ZM86 256V257H85ZM95 256V257H94ZM106 256V257H105ZM117 256V258H115ZM141 256H143V257H141ZM165 256H166V258H165ZM173 256V257H172ZM206 256H208V258L206 257ZM216 256V257H215ZM220 256V255H219ZM4 258H2V259H4V260H0L1 262V264L3 263V264H5V263H7V264H11V262H5V259L6 258H9V255H8V257L6 256H3ZM19 257L20 256H18V259H19ZM45 257V258H44ZM80 257H82V258H80ZM92 257V258H91ZM94 257V258H93ZM97 257V258H96ZM126 257H128V258H126ZM137 257V258H136ZM154 257H155V260H157V262L154 260ZM162 257H163V260H162ZM175 258V260L174 259H172V258ZM211 257H213V260H214V262L215 261H217V260H220V261H218L219 263H217V262H213V260H211L210 258ZM17 258V257H16ZM70 258V259H69ZM86 258H87V260H86ZM91 258V259H90ZM99 258V259H98ZM109 258V259H108ZM123 258V259H122ZM137 260H136V259ZM141 258H143V259H141ZM158 258H159V260H158ZM181 258H182V260H184V261H182L181 260ZM216 258H217V260H216ZM223 258V259H222ZM225 258V259H224ZM231 258V259H232ZM0 259H1V257H0ZM24 259V258H23ZM22 259V260H23ZM41 259V260H40ZM54 261H53V260ZM116 259V260H115ZM133 259V260H132ZM140 259H141V261H140ZM153 259V260H152ZM172 259V260H171ZM231 259H229V261L228 262H230V260ZM33 260V261H32ZM70 260H71V262H70ZM80 260V261H79ZM83 260H85L84 262H82ZM97 260H99L98 262H97ZM111 260H115L114 262H111ZM136 261L137 263H135V262H132V261ZM181 260V261H180ZM223 260H226L225 262L223 261ZM7 261V260H6ZM8 261H9V259H8ZM53 263H52V262ZM57 261H59V262H57ZM123 261V262H122ZM125 261H128V262H125ZM131 263H130V262ZM148 261V260H147ZM155 261V262H154ZM176 261H178V262H176ZM210 261H212V262H210ZM43 262V263H42ZM73 262V263H72ZM120 262V263H119ZM185 262H188V263H185ZM194 262V263H193ZM226 263V264H238V263H240V264H245L244 262L243 263H241V262H237L236 263V261H235V263H233V262H230V263ZM246 262H250V261H246ZM253 262V261H252ZM252 262H250V263H247V264H252ZM257 262H259L258 260L256 261H254L253 262V264H257ZM18 263H20V261H18ZM115 263V264H116ZM166 263V262H165ZM14 264V263H13ZM86 264V263H85ZM144 264V263H143ZM159 264H161V263H159Z\"/></svg>", "mask_w": 264, "mask_h": 264}]
</instances>
